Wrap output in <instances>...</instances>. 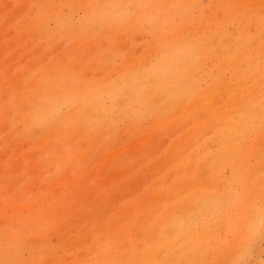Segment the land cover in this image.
Instances as JSON below:
<instances>
[{
	"label": "rangeland",
	"instance_id": "rangeland-1",
	"mask_svg": "<svg viewBox=\"0 0 264 264\" xmlns=\"http://www.w3.org/2000/svg\"><path fill=\"white\" fill-rule=\"evenodd\" d=\"M86 1H88V0H86ZM86 1L85 0H74V2H73V0H0V207H2V208H0V211H1L0 212V251L2 250V252H0V261H1L0 264H27V263L28 264H70V263L71 264L72 263L73 264H90V263L96 264V262H97V264H113V263L117 264V262H119L118 264H122L123 261H128V262H126L128 264L129 263L130 264L131 263L140 264L141 259H142L141 264H146V263L149 264L150 261H151L150 264H153V262H155V261H157V263H154V264H158L159 261L162 262L160 264H165V263L166 264H176V263L177 264H192L193 261H194L193 264H264V216H263L264 205L262 206V202L264 204V200H263L264 197H262V196H264V168H263L264 167V160H262V159H264V149H263L264 147H262V146H264L263 145L264 144V134H263L264 133L263 132V130H264V117H263L264 111L262 112L263 109L257 110L260 112H257L254 109V112H256V113L254 115V118H252V120L249 122L250 124H253V125H252L249 132H244L245 134L243 133V135H242L243 138L240 137V134H239L238 137L236 136L233 138L234 141L233 142L231 141L232 143L228 142V144H229L228 147H231L232 144H233V146L236 144V145H239L241 147L243 145L244 149L241 148V150H242L241 160L247 158V161H246V164H247L246 168L248 171L247 175L242 173L245 170V167H243V166H245L244 165L245 163L243 165L240 164L238 159L235 157L231 159V158H228L229 156H227L225 158L226 161L224 159V162L226 164L224 162H222L225 167L222 164V167H224V168H221V167L218 168V169H220V174H219L220 176L216 175L215 183H214L213 187H215V191L217 190L216 192H218L219 195L224 196V202L225 201L229 202V203L228 202H225V203L222 202V203H224V206H220L219 209L217 208V211H218L221 209V207H223L221 210L224 212V214L222 213L221 210H220V212L218 211V213H216V210L209 209L208 211H205L203 213L204 216L201 215L202 217L201 216L198 217L193 222H192V220L189 221L190 224L188 222L187 227H185L184 229H182V230L180 229L179 231L177 230V231L173 232L174 237L171 235L172 239H168V234H166L165 232L163 233L165 236H163V234H162V232L164 231V227H163L162 223H164L165 218L168 217L167 214H169V213L175 214L181 207H184L187 204L188 198H186V197H188L189 195L192 196V190H193L192 188H191L192 190L186 189V191H182L181 187H183V186H181V184L184 185L185 183H182V182H186V181H184L182 179L179 182V180L174 178V176H176L178 174L177 172L179 170H180L179 171L180 174H183V173H181V170L187 165H188L187 166L188 169H192L193 164H195V163H198V162L201 163L200 166L202 164H204L203 158L205 157V155L203 156L202 153L207 154L210 151V153L213 152L212 154L215 153L216 155H219L221 153V150H220V149H222L221 147L225 146V143H226V145H228L227 144L228 139H226V138H229V136H228V133L224 130H226L227 122H234L237 120V116L239 114L238 113L239 108L237 109V106L242 101L241 100L242 98L240 96H236V93H235V96L238 99L237 98L235 100L232 99V95H231L232 92L231 91L233 89V91L235 92V90H234L235 88L231 87L232 86L231 84L233 83V85H234L235 79L237 81L240 79L239 77L244 73L243 70H246L245 73L247 72L246 75L249 76L248 77L249 79H247V81L245 80L246 82L240 81L242 83V84L240 83V86L245 84V86L244 85L241 86L243 88V91H246L245 96H248L249 94L252 93L251 95L248 96L247 100L251 101L253 105L255 103L256 106L260 104L261 105L260 107H262V105H264V103H261L264 99V94H263L264 89L262 88V87H264V81H262V80H264L263 79L264 78L263 77L264 71L262 70V69H264V67H263L264 64L262 65V63H264V35H263L264 33L262 34V32H264V2H263L264 0H260V1H258V0H247V1H245V0H232V1L231 0H227V1L226 0L225 1L224 0H200L199 1L198 0V3L195 2V4H194L193 0L192 1L191 0H185V1L180 0L179 3H178V0H175V1L173 0V2H172V0L171 1L170 0H161V1L160 0H117L116 2H115V0H112V1H110L109 4H111V5L113 4V7H110L111 5L110 6L107 5L109 0H91L90 2L93 4L92 5L93 8L91 10L87 9L88 7L86 6V3H85ZM190 1L192 2V4L189 3ZM240 1H241V4H240ZM242 1L246 2L245 5ZM156 2H158L159 4L157 3V5H156ZM174 2L177 3L179 8L177 7L176 3H174ZM261 2H262V5L258 6V4H260ZM154 3H155V5H154ZM173 4L176 5L177 8L175 6H174V8H172ZM196 4H198V5H196ZM226 4H227V6H226ZM118 5L119 6L122 5V6L119 7ZM131 5H133V6H131ZM239 5L240 6L242 5L241 6V8L243 7L242 10L240 9V7H238ZM248 5H250V6L248 7ZM44 6H45V8H43ZM99 6L100 7L102 6L104 9L103 8H97ZM105 6H106V8H105ZM107 6H109V9ZM159 6L161 7V9H158V11H155V9L159 8ZM162 6L165 8H163ZM169 6L171 9L169 8ZM182 6H184V8H181ZM193 7H194V9H193ZM203 7H204V9H202ZM252 7H254L255 10H254V8L252 9ZM143 8H145V9H143ZM150 8H151V10H150ZM153 8H155V9H153ZM58 9H60V10H58ZM68 9L71 11H68ZM101 9H103V10H101ZM183 9H187L188 15H187V11H184ZM201 9H202V11H201ZM208 9H210V10H208ZM244 9H245V11H244ZM248 9H249V11H248ZM28 10L30 11V13ZM94 10H97V11H94ZM153 10L156 13L152 12ZM172 10L174 11L173 13H172ZM231 10H233V12L236 11L237 17L235 15V13L233 15V12H231ZM260 10L263 12V15H262V12ZM98 11H100V12H98ZM179 11L181 12V14ZM192 11H194L193 12L194 14L192 13ZM241 11H244L245 13L249 12L251 17L249 16L248 13L245 14V13H242ZM253 11L255 13H253ZM55 12L56 13L58 12L57 14L59 16L57 14H55ZM68 12H69V14H71V13L72 14L68 15ZM93 12L94 13L96 12V14H97V15L95 14L96 18H95V15H93ZM166 12H168L169 14ZM63 13H64V16H65V14H67L69 16L68 17L66 15L67 16L66 21L63 20L64 18L66 19V16L64 17ZM176 13H178V14H176ZM218 13H219V16L221 15L220 16L221 18H218L219 16L217 17ZM258 13L259 14L261 13V14L258 16L257 15ZM149 14H152V15L149 16ZM89 15H90V17H88ZM91 15H92V17H91ZM177 15H178V17H177ZM223 15H224V17H223ZM139 16H140V18H143V19L145 18L144 20H146L147 22H144V20L140 19ZM192 16L193 17L195 16L194 17L195 20L192 18ZM59 17L61 20L58 19ZM154 17H155V19H154ZM184 17H185V19H184ZM232 17H236V18L239 17L237 19L238 21L236 20V18L234 19ZM240 17H241V19H240ZM53 18L57 21L55 22V20ZM91 18H95V19H91ZM242 18H243V20H242ZM51 19H53V21H54L53 23H52ZM104 19H106V20L104 21ZM233 19L236 22H234ZM41 20H42V22H41ZM50 20H51V22H50ZM100 20L101 21L103 20L102 21L103 23H101ZM135 20L137 21V24L135 23L136 22ZM167 20H171V21L168 22ZM199 20H201L200 24H202L203 26L206 24L204 26L206 28V31H205V28H202L201 25H197L198 27L201 26L199 28L195 25V24L199 23ZM214 20H216V24H215ZM239 20H242V21H239ZM84 21H86V22H84ZM98 22L101 24H99ZM186 22L188 24L190 22L192 25L194 23L195 31L192 32V30H194V29H192L194 27V26L192 27V25L190 27L191 30H189V25ZM209 22L212 24L211 27H209L211 25ZM132 23H133V26L135 28L132 26ZM165 23H168V25L166 24L167 28H166ZM174 23H176V24L173 25ZM226 23L230 26L226 25ZM208 24H210V25L208 26ZM223 24L225 25L226 28H224ZM33 25H35V26H33ZM109 25L110 26L112 25V27L109 28ZM135 25H137V26H135ZM215 25H216V27H215ZM222 25H223V27H222L223 29L220 30ZM213 26L216 29L215 28L213 29L212 28ZM32 27H33V30L31 31ZM174 27H176L177 30ZM178 27H180V28H178ZM207 27L209 28L210 32L207 31ZM230 27H233V29H231ZM72 28H73V30H72ZM117 28H118V32L122 36L119 35L118 32H112L114 30L116 31ZM17 29H19V30L17 31ZM34 29H35V31H34ZM89 29L92 32H90ZM92 29H94V30H92ZM109 29H111V30H109ZM136 30H138V31H136ZM175 30H176V32L178 31L177 34H180V37L183 39H180L179 35H175V33H176ZM231 30H232V33H231ZM107 31H108V33H107ZM134 31H136L137 33L139 32V33L138 34L135 33L132 35V32L134 33ZM160 31H162V32L164 31V32L159 33ZM184 31L186 33H184ZM212 31H213V33H212ZM237 31H238V33H237ZM86 32H88V33H86ZM109 32H112V33L110 34ZM129 32H130V34H129ZM172 32H174V37H173ZM105 33H106V36H105ZM183 33L186 35V37ZM54 34H56V35H54ZM127 34H129V35H127ZM160 34L163 36V38ZM164 34H165V36H164ZM13 35H15V36H13ZM102 35H104L105 37ZM110 35H112V36L110 37ZM170 36L172 39L168 38ZM14 37L16 39H14ZM100 37H101V39H100ZM254 38H255V40H253ZM185 39H187V41ZM213 39H215V40H213ZM170 41H173V43H171ZM198 41H200V42H198ZM221 41H222V43H221ZM191 43H193V44H191ZM199 43H200V45L201 44L202 45L200 46ZM250 43H253V44H250ZM103 44H104V46H103ZM173 44L175 47H171V45L173 46ZM218 44L220 46H223V48H220V46ZM164 45H166V46H164ZM256 45L259 48L256 47V49H255ZM112 46H113V48H112ZM161 46H164V47L161 48ZM157 47H160L159 50L160 49L161 50L156 51L158 49ZM166 47H168L167 50H166ZM163 48H165V49L162 50ZM211 49H213V50H211ZM249 49H251V50H249ZM253 49H255V50H253ZM150 50H154V51H150ZM190 50H191V52H190ZM261 50H262V53H261ZM254 51H256L255 56H257V57H254V55H253ZM217 53H218V55H217ZM240 53L241 54L244 53V56L241 55ZM247 53H249V54H247ZM250 53L253 55L252 58L256 59L255 63L259 67L258 72L251 71L252 66L255 63L254 64L253 63L247 64V66H246V61L244 60V57L245 58L248 57L249 55H251ZM215 56L217 57L216 58L217 62L212 61V60H215ZM234 56H236L237 58L236 57L234 58ZM242 57H243L244 63H242V61H243V60H241ZM258 57H260V58H258ZM199 58L200 59L203 58V59H201L202 61ZM225 58L228 59L227 61H229L231 58H234L233 60H230V62H229L230 66H229V64L225 65V63H226ZM139 59H140V61H139ZM219 59H221V61ZM134 60H136L137 63ZM132 61H133V63H131ZM208 61L210 64L208 63ZM231 61H233V62L231 63ZM169 62H171V63H169ZM199 62H200V64H198ZM176 63H178V64H176ZM215 63L218 66H216ZM165 64H166V66H165ZM211 64L214 66H212ZM128 65H129V67H127ZM132 65H135V66H132ZM197 65H199V66H197ZM231 65H232V67H231ZM208 66H211V68ZM243 66H244V68H243ZM133 67H134V69H133ZM135 67L136 68L140 67L139 70L141 72L138 70L136 71ZM214 67L215 68L218 67V68H216L217 70ZM220 67L223 69L222 71L220 70L221 69ZM109 68H110V71H109ZM195 68H196V70H195ZM165 69H167V70H165ZM214 69L216 72H214ZM49 70H50V72H49ZM177 70H179V71H177ZM192 70H193V72H192ZM198 70H200V71L203 70L204 72L203 71L200 72ZM234 70H235V73L233 74ZM237 70H240V71L237 72ZM220 71H221V73H220ZM45 72H47V74ZM165 72H166V74H165ZM261 72H262L261 75H263V76L260 75L259 79L260 80L262 79L260 82V80L258 81L257 78ZM42 73H45V76ZM140 73H143V74H140ZM178 73L180 75H178ZM200 73H202V74H200ZM204 73H206V74H204ZM222 73H224V74H223V76L221 75V77H220V74H222ZM229 73H230V77L228 75ZM236 73L237 74L240 73L239 76L238 75L235 76ZM111 74H113V75H111ZM195 74H197V75H195ZM248 74H250L251 76ZM254 74H255V76H254ZM42 75L44 78L42 77V79H41ZM124 75L125 76L127 75V76L125 77ZM185 75H186V77H185ZM206 75H207V77L208 76L209 77L206 78ZM122 76L124 77V80H123ZM193 76H194V78H193ZM204 76L206 79L203 78ZM105 77L107 79H105ZM125 78H126V80H125ZM195 79H196V81L194 82ZM256 79L258 82L256 81ZM200 80H202V81H200ZM203 80H205L206 83L205 82L202 83ZM209 80H211V81H209ZM223 80L229 81L228 83L232 82L230 84L231 86L226 87V85L228 83H226V81H223ZM40 81H41V83H40ZM251 81H252V86L250 85ZM207 82H208V84H207ZM223 82H225V83L223 84ZM37 83L40 84V86L36 90V88L34 89L33 86H34V84L36 85ZM140 83H142V84H140ZM211 83H212V85H211ZM256 83H257V85L255 86ZM111 84H113V87L111 86ZM189 84L191 87L189 86ZM217 84H219V85H217ZM246 84H247V86H246ZM31 85H33V86L30 87ZM114 85L116 87H114ZM196 85H197V87H195ZM202 85H204V86L202 87ZM206 85H208V86H206ZM248 85H249V87H248ZM137 86H138V89H136ZM211 86L213 89L209 88ZM216 86H218V87H216ZM253 86L255 88V93H254V88H251ZM44 87H46V90L43 89ZM56 87H60L59 88V90H61L60 93ZM244 87L246 88V90ZM258 87H259L260 91L257 90ZM193 88H196V89H193ZM220 88L222 89V91L219 90ZM38 89H40L39 90L40 93H39ZM62 89H64V90H62ZM114 89H115V91H114ZM205 89H207V90L211 89V90L206 92ZM214 89H216V90H214ZM6 90H7V92H6ZM52 90H53V92H52L53 94L51 93ZM54 90H55V93H54ZM126 90H128V91L130 90V92H128V91L126 92ZM27 91H28V94H27ZM214 91H216V93H218V95H219L218 98H220L221 100L218 98L214 99V97L217 96L216 93H214ZM249 92H251V93H249ZM32 93L34 95H32ZM124 93H127V98H126ZM181 93L184 95H182ZM226 93H229L228 97L227 96L224 97V95ZM30 94L33 96L32 98H31ZM160 94H161V96H160ZM243 94H244V92H243ZM256 94H258L259 97H257ZM91 95H94V96H91ZM163 95H164V97H163ZM252 95H254V96H252ZM50 96H51V98H50ZM198 96H202L203 99L198 97ZM206 96H208L209 98H212L214 100L217 99V101H219V102H217V103L215 102V104H213L212 108H209L205 112L204 115H201L200 110H199L200 109L199 105L202 101L200 99H202L203 101H206V100H204V98ZM27 97H29V100L30 99L31 100L28 101ZM158 97H159L160 101H159ZM230 97H231V99H230ZM257 98H258V100H257ZM260 98H261V101L259 100ZM70 99H72L73 101H70ZM84 99H86V100H84ZM183 99H184V101H183ZM83 100L85 101V103ZM193 100H195V101H193ZM198 100H200V102ZM255 100H257V102H255ZM197 102L199 104H197ZM225 102H226V105L224 106ZM24 103H26L25 106H24ZM158 103H160L161 105H159ZM236 103H238L237 106H236ZM180 104H182V105H180ZM229 104H231V105H229ZM78 105L82 106V107L80 106V108H82V109H80V108L78 109V110H80L79 112H81V114L75 112V110H76L75 108H78ZM3 106H4V108H3ZM18 106L21 108L17 109ZM217 106L221 107V108H217ZM232 106H236V107L233 108ZM92 107H94V108L92 109ZM161 107H163V108H161ZM119 108H121V109H119ZM152 108H153V110H155L154 112H153ZM181 108H182V110L186 109V111H188L186 113V116L185 115L182 116L179 113V112L182 113V110L181 111L179 110ZM187 108H188V110H187ZM192 108H195V113L190 115L189 111ZM224 108H227V109H224ZM230 108L234 109V111L237 114H235L234 111L231 112ZM213 109H216V110H213ZM78 110H76V111H78ZM89 111L93 112L92 114H94V115H92L91 113H87ZM158 111H159V113H158ZM160 112H162V113L160 114ZM165 112L169 113V114H167L168 116L165 114ZM218 112H220V113H218ZM221 112H223V113H221ZM230 112H231V115L229 117ZM69 113H73V114H69ZM85 113H86V115H85ZM97 113H98V115L101 114V116H97ZM259 113H262V114H259ZM120 114H121V116H120ZM209 114H210V116H209ZM19 115L21 117H24V118L19 117ZM67 115L71 116V118ZM80 115H83V117ZM87 115H89V118ZM118 115H119V118H118ZM155 115L158 116V117L156 116L157 118L160 117L159 121H158L159 122L158 125L155 122L157 120H154ZM164 115L166 116V118ZM177 115L181 119L180 118L175 119L174 116L177 117ZM200 115H201V117H200ZM220 115H221V117H220ZM233 115H234V117H233ZM28 116H30V117H28ZM96 116H97V118H96ZM208 116L209 117L212 116L211 118H214V119H211ZM231 116H232V118H231ZM259 116H261V117L259 118ZM77 117H78V119H77ZM80 117H82V118L80 119ZM132 117H134L135 119ZM187 117H190V121H193L192 124H189L190 121H188L189 118L187 119ZM26 118H27V120H25ZM113 118L115 119V121L113 120ZM197 118H199V119L201 118L202 120L200 119V121H199V119H197ZM206 119L208 121L207 123H209V124H206V125L202 124V122L205 121ZM208 119L211 121L209 122ZM23 120H24V122L27 121V123L25 122V124H24ZM165 120L169 121V123L167 124V122H165ZM171 120H172V123H171ZM177 120L178 121L180 120L179 121L180 123ZM219 120L221 123L219 122ZM255 120H256V122H255ZM106 121H107V123H106ZM111 122L113 125V129H112V126L110 124ZM108 123H109V126H106V125H108ZM170 123H171V125H170ZM194 123H195V126H194ZM198 123H200V124H198ZM261 123H263V125L260 126ZM163 124H164V126H163ZM55 125H57V127H55ZM103 125L106 127L105 130H107V131H104ZM200 125H201V127H199ZM214 125H216V126H214ZM224 125H225V129H223ZM254 125H256V128ZM211 126H213V127H211ZM219 128L220 129L222 128L221 129L222 131L219 130ZM260 129H261L262 133L260 132ZM182 130L184 133L182 132ZM188 130H191V131H188ZM204 130H207L208 133L204 132L205 134H203ZM192 131H194L193 134H191ZM215 131H216V133H215ZM218 132H220V134H219L220 137L218 140L219 144L216 141L218 139V135H217ZM182 133L185 135H183ZM188 133H189V135H188ZM199 133H201V134H199ZM210 133H212L211 136H210ZM194 134H195V136H194L195 138L193 137V140L192 139L189 140L190 137ZM196 134H198V135H196ZM257 134H259L260 136ZM61 135H62V137L60 138ZM180 135H181V137H180ZM253 135H255V136H253ZM187 136H189V139L184 138ZM224 136L226 138H224ZM254 137H257V138L254 139ZM181 138L183 139V142L182 141L180 142ZM62 139H63V141H61ZM174 139H175V141H174ZM222 139H223V141L221 142ZM171 140H173V141L171 142ZM235 140H236V143H235ZM240 140H242V141H240ZM243 140H245L246 142H243ZM173 142H176L177 144H175ZM190 142H191V144H190ZM143 143H145V144H143ZM251 143H253V144L251 145ZM178 144H180V145H178ZM192 144L195 145L196 147L193 146ZM201 145L203 147H206V148H203ZM179 146H181V147H179ZM189 146H190V149H188ZM218 146L220 149L218 148ZM145 147H146V149H145ZM173 147H174V149H173ZM177 147L180 148V149L178 148V150L179 151L181 150L180 151L181 153L179 152L178 156H175L176 159H174V157H173L174 154H172V153H174V151H175V149H177ZM191 147H194V148L191 149ZM253 147H254V151L252 150ZM171 148H172V150H171ZM201 148H203L202 153L200 150ZM140 149L143 151H141ZM261 149H262V151H260ZM218 150L220 152H218ZM185 151H187V152H185ZM195 151H197L198 153H196ZM56 152H58V153H56ZM193 152H194V154H191V155H192V157H194V155H195V157L192 160V158L191 159L189 158L191 155L188 153H193ZM243 153H244V157H242ZM196 154H198V155H196ZM168 155H170V156H168ZM184 156H185V158H184ZM201 157H203V158L201 159ZM170 158H173L174 160L170 159ZM259 158H260V160H258ZM183 159H185V160H183ZM236 159H237V161H236ZM28 160H31V161H28ZM187 160H189V161H187ZM256 160H258V161H256ZM131 161L134 165L132 163H130ZM170 161H172V162H170ZM177 161L178 162L180 161V162L178 163ZM191 161H193L192 167H191ZM194 161H196V162L194 163ZM254 161H255V163H254ZM167 162H168V164H167ZM248 162H250V163H248ZM189 163H190V166H189ZM235 163H236V165H235ZM130 164H132V166H130ZM233 164H234V167L232 169ZM164 165H165V167H164ZM179 165H180V167H179ZM170 166L172 167V169H170L171 168ZM177 166H178V168H177ZM237 166H240V168ZM217 167L218 166L216 165L215 168H217ZM129 168H131V169H129ZM168 168H169L170 172L173 169H175V170H173V172L170 173ZM201 168H203V167L201 166ZM204 168H203V170H204ZM230 169H231V171H230ZM236 169H239V170L236 171ZM98 170H99V172H98ZM205 171L207 172L206 174L209 173L208 168H206ZM254 171H257V172H254ZM164 172H166V173H164ZM182 172H184V170H182ZM215 172H216V170L212 174L215 175L216 174ZM97 173H98L99 177H97ZM155 173H158V174H155ZM167 173H169V174H167ZM252 173H253V176H252ZM85 174L89 175V176L87 177ZM173 174H174V176H173ZM212 174H208V175H212ZM227 174H229V175H227ZM261 174H263V175H261ZM84 175L87 177V178H85V179H87V181L84 180V178L82 177ZM167 175L169 176V178ZM246 176L248 179L247 182H245L247 180V179H245ZM162 177H164V178H162ZM222 177H224V179H222ZM227 177H228V179H226ZM236 177L239 179V181L236 180ZM166 178H167V180H166ZM170 178H172V179H170ZM80 179L82 181L84 180L83 181L84 183H82V181ZM158 179H161V180L165 179L164 181H167V183L171 180L168 184H170V183H172V184H170L171 186L167 188L168 184L163 183V181H161V180H159V181H161V182H159ZM175 179L177 181H175ZM229 179L231 180V182L229 181ZM78 180H80V181H78ZM234 181H236V182H234ZM244 182L246 183V185ZM42 183H44V184H42ZM62 183L64 184V186H65V184H66V186L67 185L69 186V187H65L66 188L65 190H67V191H65L64 189H61V188H63ZM94 183L98 186V187L95 186V189L93 186V185H95ZM173 183L175 185L177 184V186L174 185L175 188L173 186ZM226 183L227 184L229 183V184L227 185ZM258 183L259 184L261 183V184L259 185ZM38 184L40 185V187L38 186ZM82 184H83V186H82ZM84 184H85V187L87 189L84 187ZM99 184H100V186H99ZM162 184L164 185L165 188L163 187ZM255 184H257V185H255ZM101 185L103 186V188L104 187H106V188L103 189L101 187ZM217 185L223 186V187H221V189H220V187ZM242 185H244L245 187ZM249 185H250V187H248ZM253 185H254V187H253ZM36 186L39 188H37ZM58 186H60L61 188H58ZM91 186L93 187V189H91L92 188ZM178 186H179V188H178ZM236 186H238L240 189ZM70 187H72V189ZM79 187L80 188L82 187V188L80 189ZM67 188H69V189H67ZM180 188H181L182 192L179 191ZM227 188H228V190H227ZM253 188H254V190H253ZM78 189H80L83 192L85 191V192L84 193L82 192L83 193L82 194L81 191ZM107 189H109V190H107ZM115 189H117L118 191ZM161 189L164 190L165 192H163ZM207 189H208V187L206 188V190ZM247 189L248 190L250 189V190L248 191ZM71 190H73V191L78 190V191L73 192ZM31 191H33V192H31ZM89 191L93 192V193H89ZM108 191H110V192H108ZM111 191L112 192L114 191L113 193L115 195L112 194ZM115 191H116V193H115ZM161 191L163 192V195H166L165 197H166V199L168 198L167 200L165 198H163ZM172 191H174L173 193L176 196H173V194L170 193ZM187 191H190L191 193L187 192ZM227 191H228V193L224 194ZM229 191L233 192L235 194V196H232L233 193H231V196H230ZM17 192H18V194H17ZM107 192L109 194H106ZM186 192L188 194L189 193L190 194L189 195L187 194V196H186L185 195ZM239 192H240V194H238ZM15 193L18 196L21 194L20 200L17 199L19 197L16 198L14 196V195H16ZM25 193H27V194H25ZM44 193H47L48 195L46 194V197H45ZM77 193H78V195L81 194V196L82 195H84V196H82V198L80 196L81 199H79V197L77 196ZM85 193H87V195ZM110 193H111V198L107 199V197H110L109 196ZM246 193H247V196H246ZM250 193H252V194L250 195ZM89 194H91L90 196L93 198L94 201L92 199H90V197L88 196ZM92 194H93V196H92ZM96 194H97V196H100L103 194L101 197L102 200L99 199L100 200L99 201L97 198L98 202H100V203L103 202V204L102 203L99 204L97 202V200H95V198L97 197ZM179 194H180V196L184 194L183 198H185V199L183 200V198L181 196L182 200H180ZM85 195L88 196L89 199L86 198ZM171 195H172V197H171ZM255 195H256V197H255ZM12 196L14 197V198H12L13 200L10 198ZM236 196H238V197L235 198ZM239 196H242L241 200H240ZM170 197L173 200L170 199L171 200L170 201L169 200ZM250 197H251V199H250ZM254 197H255V199H254ZM66 198H67V200H66ZM9 199H11V201ZM15 199H17V200H15ZM106 199L108 200V202H106V204H105ZM159 199H160V201L162 199H164V201L162 200L160 202V201H158ZM234 199H235V201H233ZM248 199H250V200H248ZM252 199H254V200H252ZM83 200H86V203L88 205H85L84 204L85 201H83ZM145 200H146V202H145ZM176 200L178 201V203ZM238 200H239V202H238ZM244 200H245V202H243ZM60 201H61V203H60ZM74 201H76L78 205H76V202L74 203ZM95 201H96V203H95ZM139 201H141V202H139ZM166 201H167V203H166ZM181 201H182V203H181ZM232 201L235 203H233ZM236 201L238 204L236 203ZM259 201H260V203H259ZM38 202H40V203H38ZM151 202L153 204L155 202L156 203L153 205ZM6 203H9L10 205L6 204ZM36 203H37L39 208L37 207V205H35ZM142 203L146 208L145 207L142 208L143 207V205H141ZM169 203H171V204H169ZM179 203H181V204H179ZM245 203H246V206H245ZM63 204L65 206H63ZM92 204H95V205H92ZM151 204L153 206H151ZM176 204H178V205H176ZM24 205H27L29 209H27V206H24ZM55 205L56 206L58 205L57 207L59 209ZM100 205H102V207L103 206L105 207L107 205V208L101 209ZM164 205H165L164 208L160 207V206L163 207ZM3 206L7 207V208H4ZM93 206H95V207L93 208ZM230 206L232 209L230 208ZM240 206H241V209H240ZM42 207H43V209H42ZM64 207L65 208L67 207L66 208L67 210ZM71 207H72V209H71ZM88 207H90V209ZM176 207H177V209H176ZM61 208L65 209V210L63 211ZM171 208L173 210H170ZM224 208H225V210H223ZM55 209H56V211H55ZM70 209H71V212H70ZM94 209H96V210L99 209V211H100V217L98 216L99 212H98L97 216L101 219L98 221H96V219H99V218H97V216L95 217V213H97V211ZM105 209L107 210L106 213H105V211H106ZM242 209L244 211H242ZM259 209H260V211H259ZM13 210L15 212H13ZM82 210L85 212H83ZM87 210L90 211L91 214ZM91 210H93L94 213H93V211L91 212ZM169 210H170V212H168ZM254 210H256L259 213L255 212ZM50 211L51 212L55 211V212L51 213ZM74 211L75 212L77 211L76 214ZM78 211H80V212L82 211L81 214ZM150 211H153L154 214L152 212H151L152 213L151 214ZM236 211H237V213H235ZM2 212L4 213L5 216L3 215ZM86 212H88V213H86ZM102 212H103L104 216L101 214ZM159 212H162V213L159 214ZM208 212H210V213H208ZM231 212H234L233 216H231ZM260 212L261 213L263 212L262 215ZM241 213H243V214L241 215ZM252 213H253V215H252ZM10 214H11V216H10ZM15 214H16V216H15ZM51 214H53L54 216ZM208 214L210 215V217ZM219 214H220V216H219ZM236 214H239V216L241 215V217H239ZM250 214H251V217H250ZM8 215L12 218H10ZM85 215L86 216L88 215L87 217H89L90 219L86 218ZM143 215H144V218H143ZM245 215L247 218L246 217L244 218ZM51 216H53V217H51ZM248 216L250 217V219ZM3 217H5L6 220L3 219ZM140 217L143 219L142 221H141ZM219 217L221 218L220 221H219V219H220ZM233 217L236 219L239 218L240 220L239 219H237V220L233 219ZM45 218H46V220H48L47 222H46ZM75 218H77V219H75ZM85 218H86V220H85ZM149 218H151V220ZM213 218H214V220H213ZM215 218H219V219H216L217 220L216 221ZM253 218H255L254 219L255 222L253 221ZM10 219H12L13 221H11ZM68 219H69V221L70 220L71 221L69 222ZM147 219H149V220H147ZM158 219H161V221L159 220L160 222H162V220L164 219L163 222L161 223V225H160V222L158 221ZM198 219L200 221H198ZM223 219H224V221H223ZM75 220L76 221L78 220V222H76ZM83 220H85V221H83ZM210 220H211V223H213V224L209 223ZM246 220H247V223H245ZM6 221H11V222L6 223ZM73 221H75V222H73ZM100 221L102 222V226L99 225V224H101ZM238 221H240V222H238ZM111 222H115V223H111ZM142 222H143V224L140 227V224ZM200 222H201V224H200ZM259 222L262 226H260ZM59 223H63V224H59ZM97 223H99V224H97ZM103 223H105L104 226H103ZM208 223L210 226L208 225ZM221 223H222V225L224 224L225 226L224 225L222 226ZM231 223L234 224L233 228L231 227L232 225H229ZM54 224H56L55 227H54ZM193 224H194V226L192 228ZM197 224H198V227L195 226ZM243 224H245L244 227L247 226V228L244 229ZM248 224H249V228H248ZM65 225H68L69 227L68 226L66 227ZM87 225H89V226H87ZM147 225H149V227H147ZM203 225L206 227L203 228ZM214 225H215V227H214ZM227 225H228V227L230 226L229 229H228ZM250 225H252V227H254V226H257V227H255L253 229V228H251ZM76 226L79 228H77ZM110 226L113 228V230ZM115 226H116V228H115ZM154 226H156V227H154ZM217 226L220 227V230H218ZM235 226H236V229H235ZM31 227H32V230L30 229ZM75 227H76V229H75ZM95 227H96V229L99 227V229L96 230ZM101 227H103V230L106 232L105 234H104V231L101 230L102 229ZM104 227H106L105 229L107 231L104 229ZM237 227L239 228V230H237ZM60 228H61V230H60ZM83 228L85 229L86 234H85V232L84 233L81 232V231H84V230H82ZM151 228L153 231L156 230L157 231V232L155 231L156 233H158V232L160 233V230H161L162 232L160 234L158 233L160 236L155 234V232L151 231L150 230ZM188 228H189V230L191 229L190 230L191 232L188 230ZM205 228H207V230ZM222 228H224V229H222ZM79 230H81V231H79ZM86 230L91 232V234H89V232H87ZM148 230H149V232H148ZM61 231H63V232H61ZM144 231H146L147 234L146 233L144 234ZM181 231H183V233ZM229 231H230V233H229ZM112 232H114V233H112ZM205 232L207 233L206 235H205ZM224 232H226V233L223 234ZM234 232L236 234H238L239 237L241 235L240 239H239V237L237 239H235L237 237V235ZM82 233L84 234V236ZM102 233H103V236H102ZM184 233L186 234L187 237L183 236ZM53 234H55V236ZM87 234H89V235H87ZM68 235H70L71 237L70 236L68 237ZM85 235H86V237H85ZM153 235H156V237L155 236L153 237ZM191 235L194 237H192ZM234 235H235V237H234ZM150 236H152L153 238L152 237H151L152 239L149 238ZM176 236H178V237L176 238ZM211 236H213V237H211ZM44 237H48V238L45 239ZM49 237H50V240H49ZM84 237H85V239H84ZM181 237H182V239H180V241H178L176 244L173 245L174 247L177 246L176 247L177 249L175 248V250H174L173 246L170 248L167 247L168 249L165 247L166 243H164V242L171 241L169 243L171 245V244H173L174 240L181 238ZM30 238H34V240H32ZM166 238H167V240H166ZM174 238H176V239H174ZM206 238H207V240H206ZM209 238L212 242L209 240ZM211 238L218 239V240L215 241L214 239H211ZM245 238H246V240H245ZM66 239L69 241V242L67 241L68 244H67V242L65 243ZM77 239H79V240H77ZM159 239L161 241H159ZM232 239L234 241H232ZM258 239H260V240H258ZM43 240L46 243L49 240L50 241V242H48L49 245H47L48 243L46 244ZM141 240H142V242H141ZM185 240H186V242H185ZM228 240H230V241H228ZM241 240H242V242H241ZM8 241H9V244H8ZM81 241H82V244H81ZM86 241H87V243H86ZM145 241L148 244L145 243ZM183 241H184V243H183ZM188 241H190V242H188ZM213 241L215 242L214 244H213ZM10 242L13 243L14 246H12V244L10 246ZM26 242L28 243V245ZM159 242L162 243V245L161 244L159 245L158 244ZM187 242H188V245H190V246H188L186 244ZM197 242H199V243H197ZM200 242L201 243L203 242V244L198 245V244H200ZM205 242H210V243L206 245ZM253 242H255L256 244L255 243L253 244ZM14 243H16V246ZM150 243H151V245H150ZM155 243H157L159 246H162L163 248H161V247L159 248L158 245ZM174 243H175V241H174ZM182 243H183V245H182L183 248L181 247ZM224 243H227V248H228L227 250L228 251H222L220 246L223 245ZM230 243L231 244L234 243V244H232L234 247L232 245L229 246ZM236 244H237V246H235ZM243 244H245V245H243ZM257 244H259L258 245L259 247L257 246ZM34 245H35V248H34ZM148 245L150 246V249H149ZM193 245H195V246H193ZM17 246L20 248H18ZM151 246H152V248H151ZM191 246L193 249L189 248ZM228 246L230 248L232 247L231 248L232 250ZM252 246H254V247H252ZM43 247H44V250H43ZM64 247H65V250H64ZM143 247L145 249H141ZM153 247H154V249H153ZM157 247L159 249H157ZM206 247H207V249H203ZM172 248H173V250H172ZM217 248H218V250H217ZM10 249H12L13 252ZM41 249H42V251H41ZM131 249L132 250L134 249V250L132 251ZM188 249H189L190 253L187 251ZM4 250H7V251H4ZM137 250H138V253H137ZM150 250H152V251L157 250V252L155 254V252L153 253ZM166 250H169V251H166ZM219 250H221V251H219ZM21 251H23V252H21ZM24 251H26V252H24ZM49 251H51V252H49ZM128 251H130V254ZM145 251H148V252H145ZM149 251L152 254H149ZM200 251H201V253L198 256ZM205 251H207L208 253ZM216 251L220 252V253H217ZM254 251H256V252L253 253ZM18 252H19V254H18ZM125 252H126V255H125ZM164 252H165V254H164ZM178 252H180V253H178ZM209 252H210V254H209ZM2 253H3V256H2ZM120 253H122V254H120ZM131 253H133V254H131ZM176 253L178 254L177 255L178 258H176V260H175L174 256L176 255ZM202 253L204 255H201ZM226 253H228V254H226ZM130 255H132V256H130ZM149 255H150V257H149ZM206 255L208 256V258ZM223 255H224V258H223ZM128 256H130V257H128ZM25 257H28V258H25ZM55 257H56V259H55ZM101 257H102V259H101ZM124 257H126L128 259H126V258L124 259ZM137 257H138V259H137ZM153 257H157V260H156V258L154 259ZM159 257H161V258H159ZM194 257L198 261L195 260ZM205 257H206V259H204ZM95 258L98 261H96ZM150 258H152L154 260H152V259L150 260ZM190 259H191V261H190ZM6 260H8V261L6 262ZM23 260H26V261L24 262ZM27 260H28V262H27ZM146 260H148V261H146ZM163 260H165L166 262ZM134 261H136L137 263ZM188 262H191V263H188ZM126 263H124V264H126Z\"/></svg>",
	"mask_w": 264,
	"mask_h": 264
},
{
	"label": "bare ground",
	"instance_id": "bare-ground-1",
	"mask_svg": "<svg viewBox=\"0 0 264 264\" xmlns=\"http://www.w3.org/2000/svg\"><path fill=\"white\" fill-rule=\"evenodd\" d=\"M85 1H86V0H85ZM90 1H91V0H88V1L85 2V3H86V6L88 7L87 9H89V10H91V9L93 8V7H92L93 4H92ZM110 1H112V0H109V2L107 3V5H109V6L111 5V4H109ZM116 1H117V0H115V2H116ZM160 1H161V0H160ZM160 1H159V2H160ZM170 1H171V0H170ZM174 1H175V0H174ZM179 1H180V0H178V3H179ZM184 1H185V0H184ZM191 1H192V0H191ZM191 1H190L189 3L192 4ZM193 1H194V4H195V2L198 3V0H197V1H196V0H193ZM199 1H200V0H199ZM224 1H225V0H224ZM226 1H227V0H226ZM231 1H232V0H231ZM245 1H247V0H245ZM258 1H260V0H258ZM258 1H257V2H258ZM46 2H47V1H46ZM71 2H72V1H71ZM73 2H74V0H73ZM75 2H76V1H75ZM106 2H107V1H106ZM115 2H114V3H115ZM149 2H150V1H149ZM162 2H163V1H162ZM172 2H173V0H172ZM218 2H219V1H218ZM242 2H243V1H242ZM252 2H253V1H252ZM252 2H251V3H252ZM263 2H264V1H263ZM112 3H113V2H112ZM157 3H158V2H156V5H157ZM160 3H161V2H160ZM174 3H176V2H174ZM203 3H204V2H203ZM212 3H213V2H212ZM227 3H228V2H227ZM236 3H237V2H236ZM243 3H244V5H245L246 2H243ZM51 4H52V3H51ZM119 4H120V3H119ZM158 4H159V3H158ZM168 4H169V3H168ZM214 4H215V3H214ZM228 4H229V3H228ZM230 4H231V3H230ZM240 4H241V1H240ZM56 5H57V4H56ZM56 5H55V6H56ZM68 5H69V4H68ZM68 5H67V6H68ZM73 5H74V4H73ZM73 5H72V6H73ZM103 5H104V4H103ZM154 5H155V3H154ZM176 5H177V3H176ZM176 5L173 4L172 8H174V6L176 7ZM188 5H189V4H188ZM196 5H198V4H196ZM196 5H195V6H196ZM252 5H253V4H252ZM261 5H262V2H261L260 4H258V6H261ZM53 6H54V5H53ZM53 6H52V7H53ZM109 6H107L108 9H109ZM118 6H119V5H118ZM121 6H122V5H121ZM121 6H119V7H121ZM131 6H133V5H131ZM131 6H130V7H131ZM226 6H227V4H226ZM233 6H234V5H233ZM241 6H242V5H241ZM241 6L239 5L238 7H240V9L242 10L243 7L241 8ZM249 6H250V5H248V7H249ZM58 7H59V6H58ZM73 7H74V6H73ZM84 7H85V6H84ZM110 7H113V4H112ZM128 7H129V6H128ZM152 7H153V6H152ZM155 7H156V6H155ZM162 7H163V6H162ZM177 7H178V5H177ZM177 7H176V8H177ZM186 7H187V6H186ZM236 7H237V6H236ZM43 8H45V6H44ZM60 8H61V7H60ZM69 8H70V7H69ZM74 8H75V7H74ZM97 8H103V7H102V6H101V7L99 6V7H97ZM105 8H106V6H105ZM163 8H165V7H163ZM167 8H168V7H167ZM169 8H170V6H169ZM176 8H175V9H176ZM178 8H179V7H178ZM181 8H184V6H182ZM181 8H180V9H181ZM207 8H208V7H207ZM253 8H254V7H252V9H253ZM70 9H71V8H70ZM85 9H86V8H85ZM87 9H86V10H87ZM95 9H96V8H95ZM103 9H104V8H103ZM103 9H101V10H103ZM129 9H130V8H129ZM133 9H134V8H133ZM143 9H145V8H143ZM153 9H155V8H153ZM156 9H157V10H156ZM156 9H155V11H158V9H161V7L159 6V8H156ZM170 9H171V8H170ZM193 9H194V7H193ZM202 9H204V7H203ZM202 9H201V11H202ZM205 9H206V8H205ZM58 10H60V9H58ZM72 10H73V9H72ZM97 10H98V9H97ZM97 10H94V11H97ZM99 10H100V9H99ZM140 10H141V9H140ZM150 10H151V8H150ZM162 10H163V9H162ZM165 10H166V9H165ZM165 10H164V11H165ZM183 10H184V11H187V9H183ZM189 10H190V9H189ZM208 10H210V9H208ZM254 10H255V8H254ZM28 11H29V10H28ZM68 11H71V10L68 9ZM87 11H88V10H87ZM113 11H114V10H113ZM155 11L153 10L152 12H155ZM159 11H160V10H159ZM166 11H167V10H166ZM170 11H171V10H170ZM175 11H176V10H175ZM204 11H205V10H204ZM244 11H245V9H244ZM244 11H241V12H242V13H245ZM246 11H247V10H246ZM248 11H249V9H248ZM260 11H261V10H260ZM44 12H45V11H44ZM98 12H100V11H98ZM98 12H97V13H98ZM130 12H131V11H130ZM136 12H137V11H136ZM152 12H151V13H152ZM173 12H174V11L172 10V13H173ZM179 12H180V11H179ZM193 12H194V11H192V13H193ZM218 12H219V11H218ZM231 12H233V10H231ZM261 12H262V11H261ZM29 13H30V11H29ZM57 13H58V12H57ZM57 13L55 12V14H57ZM61 13H62V12H61ZM155 13H156V12H155ZM157 13H158V12H157ZM161 13H162V12H161ZM164 13H165V12H164ZM166 13H168V12H166ZM234 13H235V15H236V17H237L236 11L233 12V15H234ZM247 13L249 14V12H247ZM247 13H245V14H247ZM253 13H255V12L253 11ZM253 13H252V14H253ZM71 14H72V13H71ZM71 14H69V12H68V15H71ZM95 14H96V12H95V13L93 12V15H95ZM168 14H169V13H168ZM176 14H178V13H176ZM176 14H175V15H176ZM180 14H181V12H180ZM193 14H194V13H193ZM206 14H207V13H206ZM208 14H209V13H208ZM260 14H261V13H260ZM260 14L258 13L257 15L259 16ZM57 15H58V14H57ZM60 15H61V14H60ZM66 15H67V14H65V16H66ZM68 15H67V16H68ZM96 15H97V14H96ZM96 15H95V18H96ZM150 15H152V14H149V16H150ZM166 15H167V14H166ZM187 15H188V11H187ZM242 15H243V14H242ZM262 15H263V12H262ZM262 15H261V16H262ZM43 16H44V15H43ZM54 16H55V15H54ZM58 16H59V15H58ZM63 16H64V13H63ZM65 16H64V17H65ZM67 16H66V19H65L64 17H63L64 19H63V18H62V19L66 21V20H67ZM170 16H171V15H170ZM172 16H173V15H172ZM212 16H213V15H212ZM218 16H219V13L217 14V17H218ZM220 16H221V15H220ZM220 16H219L218 18H221ZM249 16L251 17L250 14H249ZM44 17H45V16H44ZM55 17H56V16H55ZM68 17H69V16H68ZM88 17H90V15H89ZM91 17H92V15H91ZM152 17H153V16H152ZM166 17H167V16H166ZM175 17H176V16H175ZM177 17H178V15H177ZM194 17H195V16H194ZM194 17L192 16L193 19H194ZM217 17H216V18H217ZM223 17H224V15H223ZM236 17H232V18L235 19ZM242 17H243V16H242ZM255 17H256V16H255ZM86 18H87V17H86ZM95 18H91V19H95ZM139 18H140V16H139ZM146 18H147V17H146ZM238 18H239V17H238ZM238 18H236V20H237ZM36 19H37V18H36ZM43 19H44V18H43ZM53 19H54V18H53ZM53 19H51V20H52V23L54 22ZM58 19H60V17H59ZM82 19H83V18H82ZM88 19H89V18H88ZM140 19H143V18H140ZM144 19H145V18H144ZM144 19H143V20H144ZM154 19H155V17H154ZM154 19H153V20H154ZM159 19H160V18H159ZM165 19H166V18H165ZM184 19H185V17H184ZM193 19H192V20H193ZM213 19H214V18H213ZM234 19H233V20H234ZM240 19H241V17H240ZM252 19H253V18H252ZM24 20H25V19H24ZM51 20H50V22H51ZM54 20H55V19H54ZM60 20H61V19H60ZM85 20H86V19H85ZM105 20H106V19H104V21H105ZM173 20H174V19H173ZM194 20H195V19H194ZM242 20H243V18H242ZM242 20H239V21H242ZM32 21H33V20H32ZM56 21H57V20H55V22H56ZM91 21H92V20H91ZM100 21H101V20H100ZM102 21H103V20H102ZM102 21H101V23H103ZM135 21H136V20H135ZM167 21L169 22V21H171V20H167ZM214 21H215V24H216V20H214ZM237 21H238V20H237ZM25 22H26V21H25ZM33 22H34V21H33ZM33 22H32V23H33ZM41 22H42V20H41ZM44 22H45V21H44ZM67 22H68V21H67ZM81 22H82V21H81ZM84 22H86V21H84ZM94 22H95V21H94ZM144 22H147V21L144 20ZM150 22H151V21H150ZM150 22H149V23H150ZM187 22H188V21H187ZM187 22H186V23H187ZM200 22H201V20H199V23H198V24H195V25H196V26H197V25H201L202 28H205L204 26H205L206 24L203 26L202 24H200ZM211 22H212V21H211ZM231 22H232V21H231ZM234 22H236V21L234 20ZM62 23H63V22H62ZM98 23H99V22H98ZM101 23H99V24H101ZM135 23L137 24V21H136ZM135 23H134V24H135ZM139 23H140V22H139ZM139 23H138V24H139ZM186 23H185V24H186ZM204 23H205V22H204ZM209 23H210V22H209ZM223 23H224V22H223ZM238 23H239V22H238ZM248 23H249V22H248ZM33 24H34V23H33ZM35 24H36V23H35ZM39 24H40V23H39ZM41 24H42V23H41ZM78 24H79V23H78ZM82 24H83V23H82ZM85 24H86V23H85ZM144 24H145V23H144ZM146 24H147V23H146ZM166 24L168 25V23H165V25H166ZM175 24H176V23H174L173 25H175ZM185 24H184V25H185ZM187 24H188V23H187ZM210 24H211V23H210ZM210 24H208V26H209ZM224 24H225V23H224ZM224 24H223V25H224ZM43 25H44V24H43ZM62 25H63V24H62ZM80 25H81V24H80ZM83 25H84V24H83ZM97 25H98V24H97ZM102 25H103V24H102ZM102 25H101V26H102ZM150 25H151V24H150ZM167 25H166V28H167ZM188 25H189V30H191L190 27H191L192 24L189 22ZM195 25H194V23H193L192 27H193V26H194V27H193L192 29H194V30H192V32L195 31ZM213 25H214V24H213ZM223 25L221 26V29L219 28L220 30L223 29V28H222ZM226 25H228V24L226 23ZM249 25H250V24H249ZM33 26H35V25H33ZM40 26H41V25H40ZM54 26H55V25H54ZM77 26H78V25H77ZM101 26H100V27H101ZM132 26H133V23H132ZM135 26H137V25H135ZM186 26H187V25H186ZM186 26H185V27H186ZM201 26H199V27H201ZM211 26H212V24H211L209 27H211ZM228 26H230V25H228ZM75 27H76V26H75ZM78 27H79V26H78ZM96 27H97V26H96ZM110 27H112V25H111V26L109 25V28H110ZM133 27H134V26H133ZM164 27H165V26H164ZM180 27H181V26H180ZM180 27H178V28H180ZM197 27H198V26H197ZM199 27H198V28H199ZM215 27H216V25H215ZM215 27L213 26L212 28L214 29ZM37 28H38V27H37ZM93 28H94V27H93ZM119 28H120V27H119ZM134 28H135V27H134ZM136 28H137V27H136ZM174 28H176V27H174ZM186 28H187V27H186ZM186 28H185V29H186ZM224 28H226L225 25H224ZM230 28L233 29V27H230ZM236 28H237V27H236ZM248 28H249V27H248ZM260 28H261V27H260ZM29 29H30V28H29ZM74 29H75V28H74ZM137 29H138V28H137ZM187 29H188V28H187ZM215 29H216V28H215ZM250 29H251V28H250ZM252 29H253V28H252ZM18 30H19V29H17V31H18ZM32 30H33V27H32V29H31V31H32ZM72 30H73V28H72ZM92 30H94V29H92ZM109 30H111V29H109ZM164 30H165V29H164ZM176 30H177V28H176ZM176 30H175V32H176ZM179 30H180V29H179ZM202 30H203V29H202ZM202 30H201V31H202ZM210 30H211V29H210ZM228 30H229V29H228ZM17 31H16V32H17ZM34 31H35V29H34ZM34 31H33V32H34ZM66 31H67V30H66ZM70 31H71V30H70ZM89 31L92 32L90 29H89ZM136 31H138V30H136ZM136 31H134V33L132 32V35L135 34V33H137ZM173 31H174V30H173ZM205 31H206V28H205ZM207 31H209V28H208V27H207ZM216 31H217V30H216ZM225 31H226V30H225ZM234 31H235V30H234ZM248 31H249V30H248ZM248 31H247V32H248ZM252 31H253V30H252ZM19 32H20V31H19ZM52 32H53V31H52ZM71 32H72V31H71ZM73 32H74V31H73ZM90 32H89V33H90ZM112 32H118V28H117L116 31L114 30V31H112ZM112 32H109V33L111 34ZM161 32H162V31H160L159 33H161ZM163 32H164V31H163ZM163 32H162V33H163ZM177 32H178V31H177ZM177 32L175 33V35H179V37H180V34H177ZM209 32H210V31H209ZM226 32H227V31H226ZM235 32H236V31H235ZM240 32H241V31H240ZM242 32H243V31H242ZM24 33H25V32H24ZM86 33H88V32H86ZM107 33H108V31H107ZM118 33H119V32H118ZM138 33H139V32H138ZM138 33H137V34H138ZM184 33H186V32L184 31ZM184 33H183V34H184ZM189 33H190V32H189ZM204 33H205V32H204ZM212 33H213V31H212ZM228 33H229V32H228ZM231 33H232V30H231ZM237 33H238V31H237ZM263 33H264V32H262V34H263ZM12 34H13V33H12ZM12 34H11V35H12ZM58 34H59V33H58ZM129 34H130V32H129ZM129 34H127V35H129ZM137 34H136V35H137ZM170 34H171V33H170ZM172 34H173V37H174V32H172ZM196 34H197V33H196ZM219 34H220V33H219ZM260 34H261V33H260ZM262 34H261V35H262ZM54 35H56V34H54ZM72 35H73V34H72ZM72 35H71V36H72ZM84 35H85V34H84ZM84 35H83V36H84ZM88 35H89V34H88ZM100 35H101V34H100ZM119 35H121V34L119 33ZM136 35H135V36H136ZM160 35H161V34H160ZM184 35H185V34H184ZM191 35H192V34H191ZM206 35H207V34H206ZM235 35H236V34H235ZM263 35H264V34H263ZM13 36H15V35H13ZM102 36H104V35H102ZM105 36H106V33H105ZM105 36H104V37H105ZM111 36H112V35H110V37H111ZM113 36H114V35H113ZM121 36H122V35H121ZM137 36H138V35H137ZM139 36H140V35H139ZM146 36H147V35H146ZM161 36H162V35H161ZM164 36H165V34H164ZM218 36H219V35H218ZM226 36H227V35H226ZM229 36H230V35H229ZM229 36H228V37H229ZM259 36H260V35H259ZM107 37H108V36H107ZM166 37H167V36H166ZM183 37H184V36H183ZM185 37H186V35H185ZM194 37H195V36H194ZM201 37H202V36H201ZM234 37H235V36H234ZM108 38H109V37H108ZM162 38H163V36H162ZM168 38L172 39L171 36L168 37ZM192 38H193V37H192ZM217 38H218V37H217ZM217 38H216V39H217ZM255 38H256V37H255ZM255 38H254L253 40H255ZM14 39H16V38L14 37ZM100 39H101V37H100ZM170 39H169V40H170ZM180 39H183V38L180 37ZM173 40H174V39H173ZM185 40L187 41V39H185ZM185 40H184V41H185ZM197 40H198V39H197ZM213 40H215V39H213ZM186 41H185V42H186ZM191 41H192V40H191ZM200 41H201V40H200ZM200 41H198V42H200ZM230 41H231V40H230ZM100 42H101V41H100ZM168 42H169V41H168ZM170 42L173 43V41H170ZM189 42H190V41H189ZM195 42H196V41H195ZM209 42H210V41H209ZM217 42H218V41H217ZM240 42H241V41H240ZM252 42H253V41H252ZM98 43H99V42H98ZM218 43H219V42H218ZM221 43H222V41H221ZM253 43H254V42H253ZM253 43H250V44H253ZM104 44H105V43H104ZM104 44H103V46H104ZM191 44H193V43H191ZM216 44H217V43H216ZM228 44H229V43H228ZM254 44H255V43H254ZM99 45H100V44H99ZM199 45H200V43H199ZM199 45H198V46H199ZM201 45H202V44H201ZM201 45H200V46H201ZM218 45H219V44H218ZM221 45H222V44H221ZM262 45H263V44H262ZM159 46H160V45H159ZM164 46H166V45H164ZM164 46H161V48L164 47ZM168 46H169V45H168ZM215 46H216V45H215ZM219 46H220V45H219ZM171 47H175L174 44H173V46L171 45ZM176 47H177V46H176ZM183 47H184V46H183ZM194 47H195V46H194ZM196 47H197V46H196ZM256 47H257V45L255 46V49H256ZM112 48H113V46H112ZM157 48H158V49H157L156 51H160V50H161V49L159 50L160 47H157ZM189 48H190V47H189ZM205 48H206V47H205ZM220 48H223V46H220ZM253 48H254V47H253ZM257 48H259V47H257ZM261 48H262V47H261ZM164 49H165V48H163L162 50H164ZM167 49H168V47H166V50H167ZM255 49H253V50H255ZM204 50H205V49H204ZM211 50H213V49H211ZM220 50H221V49H220ZM249 50H251V49H249ZM150 51H154V50H150ZM222 51H223V50H222ZM258 51H259V50H258ZM190 52H191V50H190ZM246 52H247V51H246ZM156 53H157V52H156ZM226 53H227V52H226ZM261 53H262V50H261ZM157 54H158V53H157ZM237 54H238V53H237ZM240 54H241V53H240ZM247 54H249V53H247ZM250 54H251V53H250ZM255 54H256V51H254V54H253V55H254V57H257V56H255ZM257 54H258V53H257ZM200 55H201V54H200ZM217 55H218V53H217ZM217 55H216V56H217ZM234 55H235V54H234ZM241 55L244 56V53L241 54ZM253 55L251 54V55H249V56L246 57V58L244 57V60L246 61V66H247V64H251V63L254 64V63H255L256 59H255V58H254V59L252 58ZM206 56H207V55H206ZM216 56H215V60H212V61H216V62H217V60H216L217 57H216ZM224 56H225V55H224ZM226 56H227V55H226ZM262 56H263V55H262ZM150 57H151V56H150ZM209 57H210V56H209ZM235 57H236V56H234V58H235ZM218 58H219V57H218ZM220 58H221V57H220ZM234 58H231V59L229 58V59H230V60H233ZM236 58H237V57H236ZM239 58H240V57H239ZM258 58H260V57H258ZM199 59H200V58H199ZM201 59H203V58H201ZM201 59H200V60H201ZM223 59H224V58H223ZM225 59H226V58H225ZM143 60H144V59H143ZM145 60H146V59H145ZM219 60L221 61V59H219ZM227 60H228V59H226V63H225V65H226V64H229V66H230V63H229L230 60H229V61H227ZM236 60H237V59H236ZM241 60H243V57H242ZM244 60L242 61V63H244ZM134 61L136 62V60H134ZM139 61H140V59H139ZM186 61H187V60H186ZM201 61H202V60H201ZM141 62H142V61H141ZM227 62H228V63H227ZM232 62H233V61H231V63H232ZM240 62H241V61H240ZM131 63H133V61H132ZM136 63H137V62H136ZM144 63H145V62H144ZM169 63H171V62H169ZM202 63H203V62H202ZM208 63H209V61H208ZM212 63H213V62H212ZM167 64H168V63H167ZM176 64H178V63H176ZM198 64H200V62H199ZM206 64H207V63H206ZM209 64H210V63H209ZM234 64H235V63H234ZM263 64H264V63H262V65H263ZM180 65H181V64H180ZM202 65H203V64H202ZM211 65H212V64H211ZM215 65H216V63H215ZM244 65H245V64H244ZM259 65H260V64H259ZM132 66H135V65H132ZM165 66H166V64H165ZM170 66H171V65H170ZM197 66H199V65H197ZM206 66H207V65H206ZM206 66H205V67H206ZM212 66H214V65H212ZM216 66H218V65H216ZM260 66H261V65H260ZM127 67H129V65H128ZM168 67H169V66H168ZM181 67H182V66H181ZM201 67H202V66H201ZM208 67L211 68V66H208ZM231 67H232V65H231ZM238 67H239V66H238ZM263 67H264V66H263ZM135 68H136V67H135ZM214 68H215V67H214ZM216 68H218V67H216ZM216 68H215V69H216ZM220 68H221V67H220ZM243 68H244V66H243ZM133 69H134V67H133ZM139 69H140V67L136 68V71H137V70L140 71ZM215 69H214V72H216ZM62 70H63V69H62ZM165 70H167V69H165ZM195 70H196V68H195ZM216 70H217V69H216ZM218 70H219V69H218ZM220 70L222 71L223 69L221 68ZM230 70H231V69H230ZM230 70H229V71H230ZM258 70H259V67H258L257 64L255 63V64L252 66V70H251V71L258 72ZM260 70H261V69H260ZM262 70L264 71V69H262ZM107 71H108V70H107ZM109 71H110V68H109ZM133 71H134V70H133ZM136 71H135V72H136ZM172 71H173V70H172ZM177 71H179V70H177ZM198 71H200V70H198ZM202 71H203V70H202ZM202 71H200V72H202ZM221 71H220V73H221ZM239 71H240V70H237V72H239ZM245 71H246V70H243L244 73L239 77L240 79H239L238 81L235 79V83H234V85H233V83H232L231 81H230V82H231L232 84H231V83H228L229 81H226L227 79H226V80H223V81H226V83H228V84L226 85V87L232 85L231 87H234V88H235V89H234L235 92L233 91V89H232V91H231V92H232V93H231V95H232V99L235 100V99L237 98L236 96H240V97L242 98V99H241L242 101L239 103L238 106H237L238 103H236L237 109L239 108V112H238L239 114H238V116H237V120L234 121V122H227L226 130H224V131H226V132L228 133V136H229V138H226V137L224 136V138L228 139L227 144H228V142L232 143V142L234 141L233 138L236 137V136L238 137L239 134H240V137H242V135H243L244 132H249V131H250V129H251V127H252L253 124H250L249 122L252 120V118H254V115H255V113H256V112H254V109H255V111H257V110H262V109H263L262 112L264 111V105H262V107H260V106H261L260 104L256 106L255 103H254V105H253L251 101L247 100L248 96L251 95L252 93L249 92V93H251V94H249L248 96H245L246 91H243V88L241 87V86H243V85L245 86V84H243V85L240 86V83H241L240 81H245V80L247 81V79H249V78H248L249 76L246 75L247 72L245 73ZM247 71H248V70H247ZM47 72H48V71H47ZM47 72H45V73L47 74ZM49 72H50V70H49ZM49 72H48V73H49ZM60 72H61V71H60ZM64 72H65V71H64ZM140 72H141V71H140ZM192 72H193V70H192ZM203 72H204V71H203ZM206 72H207V71H206ZM211 72H212V71H211ZM223 72H224V71H223ZM45 73H42V74L45 76ZM120 73H121V72H120ZM133 73H134V72H133ZM167 73H168V72H167ZM195 73H196V72H195ZM207 73H208V72H207ZM234 73H235V70H234L233 74H234ZM252 73H253V72H252ZM61 74H62V73H61ZM113 74H114V73H113ZM113 74H111V75H113ZM140 74H143V73H140ZM165 74H166V72H165ZM172 74H173V73H172ZM200 74H202V73H200ZM204 74H206V73H204ZM210 74H211V73H210ZM210 74H209V75H210ZM215 74H216V73H215ZM218 74H219V73H218ZM218 74H217V75H218ZM223 74H224V73L220 74V77H221V75L223 76ZM239 74H240V73H239ZM239 74L236 73L235 76H237V75L239 76ZM261 74H262V72L259 74V76H258V78H257L258 81L260 80L259 77H260ZM40 75H41V74H40ZM43 75L41 76V79H42ZM167 75H168V74H167ZM178 75H180V74L178 73ZM195 75H197V74H195ZM228 75H229V77H230V73H229ZM248 75H250V74H248ZM124 76H125V75H124ZM126 76H127V75H126ZM126 76H125V77H126ZM137 76H138V75H137ZM142 76H143V75H142ZM218 76H219V75H218ZM232 76H233V75H232ZM250 76H251V75H250ZM254 76H255V74H254ZM261 76H263V75H261ZM122 77H123V76H122ZM185 77H186V75H185ZM208 77H209V76H208ZM208 77H207V75H206V78H208ZM263 77H264V76H263ZM43 78H44V77H43ZM117 78H118V77H117ZM189 78H190V77H189ZM193 78H194V76H193ZM203 78H205V76H204ZM203 78H202V79H203ZM206 78H205V79H206ZM233 78H234V77H233ZM235 78H236V77H235ZM253 78H254V77H253ZM261 78H262V77H261ZM105 79H107V78L105 77ZM119 79H120V78H119ZM150 79H151V78H150ZM218 79H219V78H218ZM257 79H256V81H257ZM263 79H264V78H263ZM121 80H122V79H121ZM123 80H124V77H123ZM125 80H126V78H125ZM167 80H168V79H167ZM174 80H175V79H174ZM187 80H188V79H187ZM261 80H262V79H261ZM261 80H260V82H261ZM35 81H36V80H35ZM149 81H150V80H149ZM185 81H186V80H185ZM195 81H196V79L194 80V82H195ZM200 81H202V80H200ZM200 81H199V82H200ZM209 81H211V80H209ZM212 81H213V80H212ZM216 81H217V80H216ZM246 81H245V82H246ZM258 81H257V82H258ZM262 81H264V80H262ZM128 82H129V81H128ZM186 82H187V81H186ZM204 82L206 83L205 80H203L202 83H204ZM217 82H218V81H217ZM32 83H33V82H32ZM32 83H31V84H32ZM40 83H41V81H40ZM73 83H74V82H73ZM125 83H126V82H125ZM143 83H144V82H143ZM170 83H171V82H170ZM173 83H174V82H173ZM183 83H184V82H183ZM213 83H214V82H213ZM221 83H222V82H221ZM221 83H220V84H221ZM224 83H225V82H223V84H224ZM247 83H248V82H247ZM114 84H115V83H114ZM140 84H142V83H140ZM140 84H139V85H140ZM196 84H197V83H196ZM207 84H208V82H207ZM223 84H222V85H223ZM230 84H231V85H230ZM241 84H242V83H241ZM253 84H254V83H253ZM262 84H263V83H262ZM48 85H49V84H48ZM116 85H117V84H116ZM165 85H166V84H165ZM165 85H164V86H165ZM191 85H192V84H191ZM211 85H212V83H211ZM217 85H219V84H217ZM250 85L252 86V81H251ZM256 85H257V83L255 84V86H256ZM32 86H33V85H31L30 87H32ZM39 86H40V84L37 83L36 85L34 84L33 87H34V89L36 88V90H37V88H38ZM111 86L113 87V84H111ZM141 86H142V85H141ZM172 86H173V85H172ZM179 86H180V85H179ZM179 86H178V87H179ZM189 86H190V84H189ZM203 86H204V85H202V87H203ZM206 86H208V85H206ZM246 86H247V84H246ZM87 87H88V86H87ZM114 87H116V86L114 85ZM162 87H163V86H162ZM162 87H161V88H162ZM190 87H191V86H190ZM190 87H189V88H190ZM195 87H197V85H196ZM216 87H218V86H216ZM222 87H223V86H222ZM222 87H221V88H222ZM248 87H249V85H248ZM40 88H41V87H40ZM56 88L59 90L60 87H56ZM56 88H55V89H56ZM187 88H188V87H187ZM209 88L213 89L212 86L209 87ZM221 88L219 89L220 91H222ZM244 88H245V87H244ZM251 88H254V86L251 87ZM256 88H257V87H256ZM262 88L264 89V87H262ZM262 88H261V89H262ZM32 89H33V88H32ZM43 89L46 90V87H44ZM83 89H84V88H83ZM99 89H100V88H99ZM99 89H98V90H99ZM104 89H105V88H104ZM106 89H107V88H106ZM136 89H138V86H137ZM193 89H196V88H193ZM200 89H201V88H200ZM200 89H199V90H200ZM203 89H204V88H203ZM207 89H208V88H207ZM207 89H205L206 92L211 90V89H210V90H207ZM29 90H30V89H29ZM39 90H40V89H38V91H39ZM62 90H64V89H62ZM66 90H67V89H66ZM107 90H108V89H107ZM107 90H106V91H107ZM116 90H117V89H116ZM169 90H170V89H169ZM201 90H202V89H201ZM205 90H204V91H205ZM214 90H216V89H214ZM223 90H224V89H223ZM226 90H227V89H226ZM245 90H246V88H245ZM248 90H249V89H248ZM257 90H259V87H258ZM41 91H42V90H41ZM60 91H61V90H59V93H60ZM81 91H82V90H81ZM109 91H110V90H109ZM111 91H112V90H111ZM114 91H115V89H114ZM127 91H128V90H126V92H127ZM188 91H189V90H188ZM249 91H250V90H249ZM259 91H260V90H259ZM263 91H264V90H263ZM6 92H7V90H6ZM49 92H50V91H49ZM52 92H53V90L51 91V93H52ZM62 92H63V91H62ZM128 92H130V90H129ZM137 92H138V91H137ZM191 92H192V91H191ZM198 92H199V91H198ZM206 92H205V93H206ZM212 92H213V91H212ZM229 92H230V91H229ZM243 92H244V94H243ZM247 92H248V91H247ZM252 92H253V91H252ZM39 93H40V91H39ZM54 93H55V90H54ZM154 93H155V92H154ZM168 93H169V92H168ZM214 93H216V91H214ZM235 93H236V96H235ZM254 93H255V88H254ZM259 93H260V92H259ZM16 94H17V93H16ZM27 94H28V91H27ZM52 94H53V93H52ZM52 94H51V95H52ZM92 94H93V93H92ZM94 94H95V93H94ZM124 94H125V96H126V98H127V93H124ZM128 94H129V93H128ZM164 94H165V93H164ZM181 94H182V93H181ZM191 94H192V93H191ZM219 94H220V93H219ZM226 94H227V95H226ZM226 94L224 95V97H225V96L228 97V94H229V93H226ZM247 94H248V93H247ZM263 94H264V93H263ZM30 95H31V94H30ZM32 95H34V94L32 93ZM32 95H31V98L33 97ZM182 95H184V94H182ZM197 95H198V94H197ZM199 95H200V94H199ZM216 95H217L216 97H214L215 95L213 96L214 99H215V98H218V96H219L218 93H216ZM256 95H257V97H259L258 94H256ZM261 95H262V94H261ZM261 95H260V96H261ZM15 96H16V95H15ZM91 96H94V95H91ZM160 96H161V94H160ZM171 96H172V95H171ZM187 96H188V95H187ZM204 96H205V95H204ZM252 96H254V95H252ZM29 97H30V96H29ZM29 97H27V98H28V101L31 100V99L29 100ZM163 97H164V95H163ZM166 97H167V96H166ZM198 97L202 98V96H198ZM198 97H197V98H198ZM222 97H223V96H222ZM222 97H221V98H222ZM250 97H251V96H250ZM50 98H51V96H50ZM252 98H253V97H252ZM252 98H251V99H252ZM255 98H256V97H255ZM123 99H124V98H123ZM149 99H150V98H149ZM158 99H159V97H158ZM198 99H199V98H198ZM202 99H203V98H202ZM202 99H200L202 102H201L200 105H199V108H200L199 110H200V114H201V115H204L205 112H206L209 108H212V106H213V104H215V102H216V103L219 102V101H217V99L214 100V99H212V98H209L208 96H206V97L204 98V100H206V101H203ZM218 99H220V98H218ZM230 99H231V97H230ZM230 99H229V100H230ZM237 99H238V98H237ZM251 99H250V100H251ZM84 100H86V99H84ZM84 100H83V101H84ZM174 100H175V99H174ZM200 100H198V101L200 102ZM220 100H221V99H220ZM225 100H226V99H225ZM252 100H253V99H252ZM257 100H258V98H257ZM257 100H255V102H257ZM259 100L261 101V98H260ZM70 101H73V100L70 99ZM159 101H160V99H159ZM164 101H165V100H164ZM183 101H184V99H183ZM183 101H182V102H183ZM193 101H195V100H193ZM24 102H25V101H24ZM26 102H27V101H26ZM226 102H227V101H226ZM226 102L224 103V106L226 105ZM27 103H28V102H27ZM32 103H33V102H32ZM82 103H83V102H82ZM82 103H81V104H82ZM84 103H85V101H84ZM84 103H83V104H84ZM258 103H259V102H258ZM261 103H264V99H263V101H262ZM22 104H23V103H22ZM83 104H82V105H83ZM88 104H89V103H88ZM134 104H135V103H134ZM134 104H133V105H134ZM158 104L161 105L160 103H158ZM162 104H163V103H162ZM182 104H183V103H182ZM182 104H180V105H182ZM197 104H199V103L197 102ZM25 105H26V103H24V106H25ZM168 105H169V104H168ZM195 105H196V104H195ZM222 105H223V104H222ZM229 105H231V104H229ZM80 106H81V105H78V108H75V109L78 110V109L80 108ZM183 106H184V105H183ZM220 106H221V105H220ZM236 106H232V107L234 108V107H236ZM56 107H57V106H56ZM81 107H82V106H81ZM94 107H95V106H94ZM94 107H92V109H93ZM138 107H139V106H138ZM163 107H164V106H163ZM163 107H161V108H163ZM179 107H180V106H179ZM193 107H194V106H193ZM222 107H223V106H222ZM229 107H230V106H229ZM3 108H4V106H3ZM20 108H21V107H19V106L17 107V109H20ZM22 108H23V107H22ZM61 108H62V107H61ZM95 108H96V107H95ZM188 108H189V107H188ZM188 108H187V110H188ZM217 108H221V107H218V106H217ZM227 108H228V107H227ZM227 108H224V109H227ZM80 109H82V108H80ZM119 109H121V108H119ZM142 109H143V108H142ZM159 109H160V108H159ZM183 109H184V108H183ZM224 109H223V110H224ZM64 110H65V109H64ZM76 110H75L76 113H80V114H81V112H79L80 110H78V111H76ZM98 110H99V109H98ZM152 110H153V108H152ZM179 110L181 111L182 108L179 109ZM213 110H216V109H213ZM230 110H231V112L234 111V109H232V108H230ZM230 110H229V111H230ZM154 111H155V110H153V112H154ZM159 111H160V110H159ZM159 111H158V113H159ZM166 111H167V110H166ZM229 111H228V112H229ZM236 111H237V110H236ZM60 112H61V111H60ZM162 112H163V111H162ZM162 112H160V114H161ZM178 112H179V111H178ZM187 112H188V111H186V109H184V110H182V113H181V112H179V113H180L182 116H183V115L186 116V113H187ZM189 112H190V113H189L190 115L194 114V113H195V108H192ZM231 112H230V114H229V117H230V115H231ZM234 112H235V111H234ZM257 112H260V111H257ZM66 113H67V112H66ZM76 113H75V114H76ZM87 113H91V114H92L93 112H90V111H89V112H87ZM158 113H157V114H158ZM218 113H220V112H218ZM221 113H223V112H221ZM4 114H5V113H4ZM69 114H73V113H69ZM139 114H140V113H139ZM165 114L167 115V114H169V113H166V112H165ZM177 114H178V113H177ZM189 114H188V115H189ZM212 114H213V113H212ZM233 114H234V113H233ZM235 114H237V113L235 112ZM235 114H234V115H235ZM251 114H252V115H251ZM259 114H262V113H259ZM259 114H258V115H259ZM65 115H66V114H65ZM85 115H86V113H85ZM85 115H84V116H85ZM89 115H90V114H89ZM89 115H87L88 118H89ZM92 115H94V114H92ZM92 115H91V116H92ZM147 115H148V114H147ZM178 115H179V114H178ZM178 115H177V117L174 116V118H175V119H176V118H177V119L180 118V117H179L180 115H179V116H178ZM201 115H200V117H201ZM213 115H214V114H213ZM225 115H226V114H225ZM234 115H233V117H234ZM67 116H69V115H67ZM80 116L83 117V115H80ZM97 116H101V114L98 115V113H97ZM97 116H96V118H97ZM120 116H121V114H120ZM135 116H136V115H135ZM156 116H157V115H155L154 120H157V121H155V122H156V124L158 125V123H159L158 121H159V118H160V117L157 118L158 116H157V117H156ZM164 116H165V115H164ZM164 116H163V117H164ZM167 116H168V115H167ZM209 116H210V114H209ZM209 116H208V117H209ZM218 116H219V115H218ZM223 116H224V115H223ZM235 116H236V115H235ZM256 116H257V115H256ZM261 116H262V115H261ZM261 116H259V118H260ZM3 117H4V116H3ZM17 117H18V116H17ZM19 117H21V116L19 115ZM28 117H30V116H28ZM69 117L71 118V116H69ZM82 117H80V119H81ZM93 117H94V116H93ZM211 117H212V116H211ZM211 117H209V118H211ZM213 117H214V116H213ZM220 117H221V115H220ZM226 117H227V116H226ZM226 117H225V118H226ZM229 117H228V118H229ZM263 117H264V115H263ZM21 118H24V117H21ZM21 118H20V119H21ZM72 118H73V117H72ZM114 118H115V117H114ZM114 118H113V120L115 121L116 118H115V119H114ZM118 118H119V115H118ZM132 118H134V117H132ZM161 118H162V117H161ZM165 118H166V116H165ZM188 118H189L188 121H190V117H187V119H188ZM231 118H232V116H231ZM256 118H257V117H256ZM256 118H255V119H256ZM66 119H67V118H66ZM68 119H69V118H68ZM77 119H78V117H77ZM83 119H84V118H83ZM83 119H82V120H83ZM109 119H110V118H109ZM134 119H135V118H134ZM180 119H181V118H180ZM187 119H186V120H187ZM197 119H199V118H197ZM197 119H196V120H197ZM200 119H201V118H200ZM200 119H199V121H200ZM211 119H214V118H211ZM223 119H224V118H223ZM223 119H222V120H223ZM25 120H27V118H26ZM168 120H169V119H168ZM184 120H185V119H184ZM201 120H202V119H201ZM208 120H209V119H208ZM215 120H216V119H215ZM220 120H221V119H220ZM220 120H219V122H220ZM256 120H257V119H256ZM256 120H255V122H256ZM169 121H170V120H169ZM169 121L165 120V122H167V124L169 123ZM177 121H178V120H177ZM179 121H180V120H179ZM179 121H178V122H179ZM210 121H211V120H209V122H210ZM213 121H214V120H213ZM216 121H217V120H216ZM225 121H226V120H225ZM230 121H231V120H230ZM253 121H254V120H253ZM25 122L27 123V121H25ZM25 122H24V120H23V123H24V124H25ZM109 122H110V121H109ZM178 122H177V123H178ZM207 122H208V121H207V119H206L205 121L202 122V124H204V125L209 124V123H207ZM106 123H107V121H106ZM163 123H164V122H163ZM171 123H172V120H171ZM171 123H170V125H171ZM177 123H176V124H177ZM179 123H180V122H179ZM187 123H188V122H187ZM192 123H193V121H190V122H189V124H192ZM195 123H196V122H195ZM195 123H194V126H195ZM216 123H217V122H216ZM220 123H221V122H220ZM252 123H253V122H252ZM110 124H111L112 129H113L112 122H111ZM176 124H175V125H176ZM198 124H200V123H198ZM214 124H215V123H214ZM223 124H224V123H223ZM256 124H257V123H256ZM196 125H197V124H196ZM216 125H217V124H216ZM216 125H214V126H216ZM261 125H263V123H261L260 126H261ZM106 126H109V123H108V125H106ZM163 126H164V124H163ZM207 126H208V125H207ZM218 126H219V125H218ZM254 126H255V128H256V125H254ZM55 127H57V125H55ZM103 127H104V131H107V130H105L106 127H105L104 125H103ZM192 127H193V126H192ZM199 127H201V125H200ZM211 127H213V126H211ZM176 128H177V127H176ZM253 128H254V127H253ZM253 128H252V129H253ZM257 128H258V127H257ZM190 129H191V128H190ZM201 129H202V128H201ZM210 129H211V128H210ZM210 129H209V130H210ZM221 129H222V128H221ZM221 129L219 128V130H221ZM223 129H225V125H224V128H223ZM35 130H36V129H35ZM193 130H194V129H193ZM202 130H203V129H202ZM215 130H216V129H215ZM217 130H218V129H217ZM256 130H257V129H256ZM258 130H259V129H258ZM32 131H33V130H32ZM102 131H103V130H102ZM188 131H191V130H188ZM221 131H222V130H221ZM251 131H252V130H251ZM182 132H183V130H182ZM186 132H187V131H186ZM193 132H194V131H192L191 134H193ZM204 132H207V133H208L207 130H204V131H203V134H205ZM209 132H210V131H209ZM260 132L262 133L261 129H260ZM263 132H264V130H263ZM173 133H174V132H173ZM183 133H184V132H183ZM183 133H182V134H183ZM215 133H216V131H215ZM251 133H252V132H251ZM52 134H53V133H52ZM199 134H201V133H199ZM211 134H212V133H210V136H211ZM219 134H220V132H218V134H217V135H218V139L216 140L217 143H218V140H219V137H220ZM244 134H245V133H244ZM253 134H254V133H253ZM263 134H264V133H263ZM183 135H185V134H183ZM186 135H187V134H186ZM188 135H189V133H188ZM196 135H198V134H196ZM257 135H259V134H257ZM257 135H256V136H257ZM194 136H195V134L192 135V136L190 137V139H189V136L184 137V138L189 139V140H191V139L193 140V137H194ZM210 136H209V137H210ZM215 136H216V135H215ZM222 136H223V135H222ZM228 136H227V137H228ZM245 136H246V135H245ZM251 136H252V135H251ZM253 136H255V135H253ZM259 136H260V135H259ZM262 136H263V135H262ZM61 137H62V135L60 136V138H61ZM178 137H179V136H178ZM180 137H181V135H180ZM180 137H179V138H180ZM200 137H201V136H200ZM205 137H206V136H205ZM246 137H247V136H246ZM257 137H258V136H257ZM257 137H254V139H256ZM176 138H177V137H176ZM176 138H175V139H176ZM194 138H195V137H194ZM206 138H207V137H206ZM206 138H205V139H206ZM242 138H243V137H242ZM175 139H174V141H175ZM215 139H216V138H215ZM220 139H221V138H220ZM246 139H247V138H246ZM208 140H209V139H208ZM248 140H249V139H248ZM259 140H260V139H259ZM61 141H63V139H62ZM172 141H173V140H171V142H172ZM177 141H178V140H177ZM181 141L183 142V139H182V138H181L180 142H181ZM185 141H186V140H185ZM203 141H204V140H203ZM222 141H223V139L221 140V142H222ZM231 141H232V142H231ZM237 141H238V140H237ZM240 141H242V140H240ZM249 141H250V140H249ZM59 142H60V141H59ZM221 142H220V143H221ZM243 142H246V141L243 140ZM243 142H242V143H243ZM253 142H254V141H253ZM261 142H262V141H261ZM173 143L177 144L176 142H173ZM193 143H194V142H193ZM200 143H201V142H200ZM235 143H236V140H235ZM239 143H240V142H239ZM262 143H263V142H262ZM143 144H145V143H143ZM170 144H171V143H170ZM190 144H191V142H190ZM208 144H209V143H208ZM213 144H214V143H213ZM218 144H219V143H218ZM252 144H253V143H251V145H252ZM255 144H256V143H255ZM146 145H147V144H146ZM168 145H169V144H168ZM178 145H180V144H178ZM178 145H177V146H178ZM192 145H193V144H192ZM222 145H223V144H222ZM249 145H250V144H249ZM263 145H264V144H263ZM169 146H170V145H169ZM173 146H174V145H173ZM193 146H195V145H193ZM201 146H202V145H201ZM219 146H220V145H219ZM219 146H218V148H219ZM228 146H229V144L226 145V143H225V146L221 147L222 149L219 148V149L221 150V153H220L219 155H216L215 153L212 154V153H213V152H212L213 150L211 151L212 153H210V151H209L207 154H203V153H202V149H203V148H206V147H203V146H202L203 148H201L200 150H201L202 155H203V156L205 155V157H204V158L201 157V159L203 158V162H204V164H202L201 166H202L203 168L205 167L204 170H203V168H201V166H200L201 163H199V162H198V163H195L196 161H194L195 164H193V168H192V169H188V167H187L188 165L186 164L187 166H185V167L182 169V170H184V172H182V170H181V173H183V174H180V172H179L180 170H179V169H178L179 171L177 172L178 174H177L176 176H174V174H173L174 178L178 179L179 182H180V180H182V179H183L184 181H186V182H182V183H185L184 185L181 184V186H183V187L180 186V187L182 188V191H186V189L189 190V189H191V188H192L193 190L191 189V190H192V196L189 195V194L191 193L190 191H187V192H190L189 194H188L187 192H186V194L184 193L186 196H187V194L189 195L188 197H186V198H188V199H187V204H186L184 207H181V208H180L175 214H174V213H173V214H172V213L167 214L168 217H166L165 220L163 219V220H164V223H162L163 220H162V222H160L161 219H158V221L160 220V221H159V222H160V225H161V223H162V224H163V227H164V231L162 232V231L160 230V233L162 232V234H163V233L165 232L166 234H168V239H172L173 232H175V231H177V230L179 231L180 229H181V230L184 229L185 227H187V224H188L189 221L192 220V222H193V221L196 220L198 217H200L201 215H203V213H204L205 211H208L209 209H212V210H216V213H218V211L220 212V210H221L223 207H221V209L218 210V211H217V208L219 209L220 206H224V203H225V202H228V201H225V202H224V196L219 195L218 192H216L217 190L215 191V187H213V185H214V183H215V177H216V175H219V174H220V169H218V168H219V167H221V168H224V167H225L224 164H223L222 162H224V159H225L227 156H229L228 158H231V159L234 158V157L237 158L238 161H239V163L242 164V165L245 163V164H244L245 166H243V167H245V170H244V172H242V173L245 174V175H247V173H248L247 168H246V165H247V164H246L247 158L241 160V153H242L241 148H243V145H242V147L239 146V145H236V144H235L234 146H233V144H232L231 147H228ZM245 146H246V145H245ZM247 146H248V145H247ZM166 147H167V146H166ZM179 147H181V146H179ZM179 147H177V149H175L174 153H172V154H174V155H173L174 159H176L175 156H178L179 152L181 151V150H180V151L178 150ZM195 147H196V146H195ZM197 147H198V146H197ZM251 147H252V146H251ZM257 147H258V146H257ZM262 147H264V146H262ZM192 148H194V147H191V149H192ZM211 148H212V147H211ZM218 148H217V149H218ZM245 148H246V147H245ZM143 149H144V148H143ZM145 149H146V147H145ZM145 149H144V150H145ZM173 149H174V147H173ZM179 149H180V148H179ZM184 149H185V148H184ZM188 149H190V146H189ZM188 149H187V150H188ZM197 149H198V148H197ZM214 149H215V148H214ZM243 149H244V148H243ZM263 149H264V148H263ZM140 150H141V149H140ZM140 150H139V151H140ZM171 150H172V148H171ZM182 150H183V149H182ZM215 150H216V149H215ZM240 150H241V151H240ZM252 150L254 151V147H253ZM53 151H54V150H53ZM141 151H143V150H141ZM197 151H198V150H197ZM197 151H195V152L198 153L199 151H198V152H197ZM245 151H246V150H245ZM248 151H249V150H248ZM260 151H262V149H261ZM185 152H187V151H185ZM218 152H220V151L218 150ZM56 153H58V152H56ZM180 153H181V152H180ZM216 153H217V152H216ZM244 153H245V152H244ZM244 153H243L242 157H244ZM252 153H253V152H252ZM261 153H262V152H261ZM168 154H169V153H168ZM188 154L191 155V154H194V152H193V153H188ZM199 154H200V153H199ZM245 154H246V153H245ZM170 155H171V154H170ZM170 155H168V156H170ZM196 155H198V154H196ZM202 155H201V156H202ZM247 155H248V154H247ZM185 156H186V155H185ZM185 156H184V158H185ZM256 156H257V155H256ZM194 157H195V155H194ZM194 157H192V155H191L189 158H190V159L192 158V160H193ZM196 158H197V157H196ZM170 159H173V158H170ZM174 159H173V160H174ZM186 159H187V158H186ZM198 159H199V158H198ZM237 159H236V161H237ZM261 159H262V158H261ZM183 160H185V159H183ZM199 160H200V159H199ZM229 160H230V159H229ZM258 160H260V158H259ZM258 160H256V161H258ZM262 160H264V159H262ZM28 161H31V160H28ZM187 161H189V160H187ZM225 161H226V159H225ZM236 161H235V162H236ZM248 161H249V160H248ZM135 162H136V161H135ZM135 162H134V163H135ZM170 162H172V161H170ZM173 162H174V161H173ZM177 162H178V161H177ZM179 162H180V161H179ZM179 162H178V163H179ZM192 162H193V161H191V167H192ZM203 162H202V163H203ZM250 162H251V161H250ZM250 162H248V163H250ZM261 162H262V161H261ZM130 163H132V161H131ZM136 163H137V162H136ZM136 163H135V164H136ZM224 163H225V162H224ZM237 163H238V162H237ZM254 163H255V161H254ZM258 163H259V162H258ZM27 164H28V163H27ZM132 164H133V163H132ZM132 164H130V166H132ZM167 164H168V162H167ZM169 164H170V163H169ZM222 164H223L224 167H222ZM225 164H226V163H225ZM262 164H263V163H262ZM133 165H134V164H133ZM177 165H178V164H177ZM216 165L218 166L217 168H215ZM235 165H236V163H235ZM259 165H260V164H259ZM189 166H190V163H189ZM228 166H229V165H228ZM164 167H165V165H164ZM170 167H171V166H170ZM179 167H180V165H179ZM233 167H234V164H233V166H232V169H233ZM237 167L240 168V166H237ZM241 167H242V166H241ZM162 168H163V167H162ZM177 168H178V166H177ZM206 168H208V172H209L208 174H212L215 170H216V172H215L216 174H215V175H214V174H212V175H208V174H206V173H207V172L205 171ZM263 168H264V167H263ZM129 169H131V168H129ZM170 169H172V167H171ZM234 169H235V168H234ZM158 170H159V169H158ZM168 170H169V168H168ZM173 170H175V169H173ZM173 170H172L171 172H173ZM176 170H177V169H176ZM222 170H223V169H222ZM237 170H239V169H236V171H237ZM253 170H254V169H253ZM256 170H257V169H256ZM262 170H263V169H262ZM230 171H231V169H230ZM240 171H241V170H240ZM249 171H250V170H249ZM251 171H252V170H251ZM258 171H259V170H258ZM260 171H261V170H260ZM98 172H99V170H98ZM166 172H167V171H166ZM166 172H164V173H166ZM169 172H170V170H169ZM171 172H170V173H171ZM175 172H176V171H175ZM175 172H174V173H175ZM254 172H257V171H254ZM230 173H231V172H230ZM249 173H250V172H249ZM261 173H262V172H261ZM91 174H92V173H91ZM155 174H158V173H155ZM162 174H163V173H162ZM167 174H169V173H167ZM240 174H241V173H240ZM255 174H256V173H255ZM85 175H86V174H85ZM85 175H84V176H85ZM93 175H94V174H93ZM199 175H200V176H199ZM213 175H214V176H213ZM227 175H229V174H227ZM259 175H260V174H259ZM259 175H258V176H259ZM261 175H263V174H261ZM84 176H82V177L84 178V180L87 181V179H85V178H87L89 175H86L87 177H86V176L84 177ZM91 176H92V175H91ZM161 176H162V175H161ZM167 176H168V175H167ZM167 176H166V177H167ZM197 176H198V177H197ZM219 176H220V175H219ZM241 176H242V175H241ZM252 176H253V173H252ZM254 176H255V175H254ZM82 177H81V178H82ZM97 177H99L98 173H97ZM101 177H102V176H101ZM101 177H100V178H101ZM225 177H226V176H225ZM228 177H229V176H228ZM228 177H227L226 179H228ZM249 177H250V176H249ZM259 177H260V176H259ZM100 178H99V179H100ZM106 178H107V177H106ZM160 178H161V177H160ZM162 178H164V177H162ZM168 178H169V176H168ZM252 178H253V177H252ZM103 179H104V178H103ZM170 179H172V178H170ZM170 179H169V180H170ZM176 179H175V181H177ZM220 179H221V178H220ZM222 179H224V177H222ZM230 179H231V178H230ZM230 179H229V181L231 182ZM240 179H241V178H240ZM245 179H247V176L245 177ZM80 180H81V179H80ZM80 180H78V181H80ZM84 180H83V181H84ZM155 180H156V179H155ZM159 180H161V179H158V181H159ZM164 180H165V179H164ZM164 180H161V181H163V183H167V181H164ZM166 180H167V178H166ZM173 180H174V179H173ZM232 180H233V179H232ZM236 180L239 181V179H238L237 177H236ZM73 181H74V180H73ZM81 181H82V180H81ZM83 181H82V183H84ZM99 181H100V180H99ZM161 181H159V182H161ZM170 181H171V180H170ZM170 181H169V182H170ZM225 181H226V180H225ZM247 181H248V179H247L245 182H247ZM96 182H97V181H96ZM169 182H168V183H169ZM217 182H218V181H217ZM234 182H236V181H234ZM240 182H241V181H240ZM245 182H244V183H245ZM261 182H262V181H261ZM72 183H73V182H72ZM107 183H108V182H107ZM168 183H167V184H168ZM177 183H178V182H177ZM42 184H44V183H42ZM59 184H60V183H59ZM62 184H63V183H62ZM80 184H81V183H80ZM94 184H95V183H94ZM170 184H172V183H170ZM170 184L167 185V188L171 186ZM179 184H180V183H179ZM224 184H225V183H224ZM226 184H227V183H226ZM228 184H229V183H228ZM228 184H227V185H228ZM234 184H235V183H234ZM234 184H233V185H234ZM248 184H249V183H248ZM258 184H259V183H258ZM260 184H261V183H260ZM260 184H259V185H260ZM118 185H119V184H118ZM162 185H163V184H162ZM174 185H175V184L173 183V186H174ZM215 185H216V184H215ZM237 185H238V184H237ZM245 185H246V183H245ZM255 185H257V184H255ZM38 186L40 187L39 184H38ZM60 186H61V185H60ZM60 186H58V188H61V187L63 186V188H61V189H64V190L66 189L65 187H69L68 185L66 186V184H65V186H64V184H63L61 187H60ZM82 186H83V184H82ZM93 186H94V189H95V186L98 187L96 184L93 185ZM99 186H100V184H99ZM105 186H106V185H105ZM175 186H177V184H176ZM175 186H174V188H175ZM217 186H219V185H217ZM231 186H232V185H231ZM238 186H239V185H238ZM238 186H236V187H238ZM242 186H244V185H242ZM36 187H37V186H36ZM36 187H35V188H36ZM39 187H37V188H39ZM77 187H78V186H77ZM84 187H85V184H84ZM87 187H88V186H87ZM91 187H92V186H91ZM101 187L103 188L102 185H101ZM163 187H164V185H163ZM207 187H208V189L206 190ZM219 187H220V189H221V187H223V186H219ZM239 187H240V186H239ZM239 187H238V188H239ZM244 187H245V186H244ZM248 187H250V185H249ZM253 187H254V185H253ZM255 187H256V186H255ZM37 188H36V189H37ZM41 188H42V187H41ZM70 188L72 189V187H70ZM79 188H80V187H79ZM81 188H82V187H81ZM81 188H80V189H81ZM85 188H86V187H85ZM88 188H89V187H88ZM104 188H106V187H104ZM104 188H103V189H104ZM108 188H109V187H108ZM122 188H123V187H122ZM164 188H165V187H164ZM167 188H166V189H167ZM178 188H179V186H178ZM181 188H180L179 191H181ZM233 188H234V187H233ZM233 188H232V189H233ZM67 189H69V188H67ZM73 189H74V188H73ZM76 189H77V188H76ZM80 189H78V190H80ZM86 189H87V188H86ZM86 189H85V190H86ZM91 189H93V187H92ZM117 189H118V188H117ZM117 189H115V190H117ZM171 189H172V188H171ZM176 189H177V188H176ZM216 189H217V188H216ZM222 189H223V188H222ZM234 189H235V188H234ZM239 189H240V188H239ZM239 189H238V190H239ZM244 189H245V188H244ZM250 189H251V188H250ZM250 189H249V190H250ZM78 190H76V191H78ZM107 190H109V189H107ZM161 190H162V189H161ZM167 190H168V189H167ZM177 190H178V189H177ZM227 190H228V188H227ZM230 190H231V189H230ZM247 190H248V189H247ZM249 190H248V191H249ZM251 190H252V189H251ZM253 190H254V188H253ZM47 191H48V190H47ZM65 191H67V190H65ZM71 191H73V190H71ZM74 191H75V190H74ZM74 191H73V192H74ZM76 191H75V192H76ZM80 191H81V190H80ZM117 191H118V190H117ZM162 191L165 192L164 190H162ZM162 191H161V193H162V195H163V192H162ZM168 191H169V190H168ZM170 191H171V190H170ZM174 191H175V190H174ZM174 191H172V192H170V193H172L173 196H176V195L173 193ZM182 191H181V192H182ZM222 191H223V190H222ZM25 192H26V191H25ZM31 192H33V191H31ZM31 192H30V193H31ZM45 192H46V191H45ZM82 192H83V191H81V193H82ZM84 192H85V191H84ZM84 192H83V193H84ZM108 192H110V191H108ZM108 192H107L106 194H109ZM111 192H112V191H111ZM113 192H114V191H113ZM113 192H112V194H114ZM156 192H157V191H156ZM156 192H155V193H156ZM229 192H230V196H231V193H233V192H231V191H229ZM243 192H244V191H243ZM27 193H28V192H27ZM27 193H25V194H27ZM83 193H82V194H83ZM89 193H93V192H90V191H89ZM104 193H105V192H104ZM115 193H116V191H115ZM117 193H118V192H117ZM157 193H158V192H157ZM227 193H228V191H227L226 193H224V194H227ZM253 193H254V192H253ZM255 193H256V192H255ZM15 194H16V193H15ZM17 194H18V192H17ZM17 194H16V195H17ZM44 194H45V195H44ZM44 194H43V195L46 197V194H47V193H44ZM65 194H66V193H65ZM74 194H75V193H74ZM74 194H73V195H74ZM85 194L87 195V193H85ZM98 194H99V193H98ZM181 194H182V193H181ZM184 194H183V195H184ZM224 194H223V195H224ZM233 194H234V193H233ZM233 194H232V196H235V194H234V195H233ZM238 194H240V192H239ZM251 194H252V193H250V195H251ZM16 195H14V196H15L16 198L19 197V198H17V199L20 200V197H21L20 195H21V194H20L19 196H18V195L16 196ZM47 195H48V194H47ZM86 195H85V196H86ZM90 195H91V194H89L88 196L90 197V199L93 200V198H92ZM102 195H103V194H102ZM102 195L97 196V194H96L97 197L95 198V200H97V198H98V200L101 199ZM114 195H115V194H114ZM114 195H113V196H114ZM183 195H181L182 198H183ZM257 195H258V194H257ZM260 195H261V194H260ZM67 196H68V195H67ZM77 196L79 197V199H81L82 196H84V195L81 196V194L78 195V193H77ZM80 196H81V198H80ZM88 196H86V198L89 199ZM92 196H93V194H92ZM109 196H110V197H107V199H108V198H111V193H110ZM113 196H112V197H113ZM165 196H166V195H163V198L166 199ZM179 196H180V194H179ZM181 196H180V200H182V199H181ZM244 196H245V195H244ZM246 196H247V193H246ZM246 196H245V197H246ZM65 197H66V196H65ZM99 197H100V198H99ZM168 197H169V196H168ZM171 197H172V195H171ZM171 197L169 198V200L171 199ZM228 197H229V196H228ZM237 197H238V196H236L235 198H237ZM241 197H242V196H239L240 200L242 199ZM245 197H244V198H245ZM255 197H256V195H255ZM255 197H254V199H255ZM262 197H264V196H262ZM10 198L12 199V198H14V197L12 196V197H10ZM43 198H44V197H43ZM76 198H77V197H76ZM86 198H85V199H86ZM173 198H174V197H173ZM229 198H230V197H229ZM232 198H233V197H232ZM11 199H9V200L11 201ZM17 199H15V200H17ZM61 199H62V198H61ZM61 199H60V200H61ZM107 199H106V201H105V204H106V202H108ZM167 199H168V198H167ZM167 199H166V200H167ZM184 199H185V198H183V200H184ZM250 199H251V197H250ZM250 199H248V200H250ZM254 199H252V200H254ZM9 200H8V201H9ZM12 200H13V199H12ZM44 200H45V199H44ZM44 200H43V201H44ZM62 200H63V199H62ZM64 200H65V199H64ZM66 200H67V198H66ZM86 200H87V199H86ZM86 200H83V201H85L84 204H85V205H88V204L86 203ZM98 200H97V202H98ZM101 200H102V199H101ZM104 200H105V199H104ZM146 200H147V199H146ZM146 200H145V202H146ZM148 200H149V199H148ZM162 200L164 201V199H162ZM162 200H161V201H162ZM169 200H168V201H169ZM171 200H173V199H171ZM171 200H170V201H171ZM263 200H264V199H263ZM10 201H9V202H10ZM45 201H46V200H45ZM93 201H94V200H93ZM93 201H92V202H93ZM99 201H100V200H99ZM151 201H152V200H151ZM158 201H160V199H159ZM158 201H157V202H158ZM161 201H160V202H161ZM176 201H177V200H176ZM185 201H186V200H185ZM233 201H235V199H234ZM233 201H232V202H233ZM75 202H76V201H74V203H75ZM87 202H88V201H87ZM139 202H141V201H139ZM183 202H184V201H183ZM222 202H224V203H222ZM238 202H239V200H238ZM243 202H245V200H244ZM38 203H40V202H38ZM60 203H61V201H60ZM82 203H83V202H82ZM95 203H96V201H95ZM98 203H99V204H101V203L103 204V202H101V203L98 202ZM143 203H144V202H143ZM143 203H142L141 205H143ZM147 203H148V202H147ZM147 203H146V204H147ZM151 203H152V202H151ZM155 203H156V202H155ZM155 203H154V204H155ZM166 203H167V201H166ZM166 203H165V204H166ZM172 203H173V202H172ZM177 203H178V201H177ZM181 203H182V201H181ZM181 203H179V204H181ZM228 203H229V202H228ZM228 203H227V204H228ZM233 203H235V202H233ZM236 203H237V201H236ZM240 203H241V202H240ZM259 203H260V201H259ZM6 204H9V203H6ZM6 204H5V205H6ZM11 204H12V203H11ZM72 204H73V203H72ZM90 204H91V203H90ZM90 204H89V205H90ZM99 204H98V205H99ZM139 204H140V203H139ZM139 204H138V205H139ZM146 204H145V205H146ZM152 204H153V203H152ZM152 204H151V206L154 205V204H153V205H152ZM157 204H158V203H157ZM159 204H160V203H159ZM169 204H171V203H169ZM237 204H238V203H237ZM9 205H10V204H9ZM33 205H34V204H33ZM33 205H32V206H33ZM35 205H37V203H36ZM74 205H75V204H74ZM76 205H78L77 202H76ZM92 205H95V204H92ZM141 205H140V206H141ZM160 205H161V204H160ZM162 205H163V204H162ZM167 205H168V204H167ZM172 205H173V204H172ZM174 205H175V204H174ZM176 205H178V204H176ZM235 205H236V204H235ZM248 205H249V204H248ZM248 205H247V206H248ZM263 205H264V204H263V202H262V206H263ZM24 206H27V205H24ZM55 206H56V205H55ZM57 206H58V205H57ZM57 206H56V207H57ZM63 206H65V205L63 204ZM100 206H101V209H102V208H107V205H106L105 207H104V206L102 207V205H100ZM100 206H99V207H100ZM140 206H139V207H140ZM155 206H156V205H155ZM231 206H232V205H231ZM231 206H230V208H231ZM245 206H246V203H245ZM249 206H250V205H249ZM252 206H253V205H252ZM252 206H251V207H252ZM3 207H4V206H3ZM14 207H15V206H14ZM14 207H13V208H14ZM33 207H34V206H33ZM37 207H38V205H37ZM61 207H62V206H61ZM76 207H77V206H76ZM94 207H95V206H93V208H94ZM97 207H98V206H97ZM144 207H145V206L143 205L142 208H144ZM157 207H158V206H157ZM160 207H161V208H164L165 205H164L163 207H162V206H160ZM228 207H229V206H228ZM0 208H2V207H0ZM4 208H7V207H4ZM38 208H39V207H38ZM57 208H58V207H57ZM62 208H63V207H62ZM62 208H61V209H62ZM64 208H65V207H64ZM66 208H67V207H66ZM66 208H65V209H66ZM74 208H75V207H74ZM88 208L90 209V207H88ZM91 208H92V207H91ZM137 208H138V207H137ZM140 208H141V207H140ZM145 208H146V207H145ZM147 208H148V207H147ZM225 208H226V207H225ZM225 208H224L223 210H225ZM242 208H243V207H242ZM245 208H246V207H245ZM245 208H244V209H245ZM258 208H259V207H258ZM263 208H264V207H263ZM9 209H10V208H9ZM27 209H29L28 206H27ZM42 209H43V207H42ZM58 209H59V208H58ZM61 209H60V210H61ZM65 209H62V210L64 211ZM71 209H72V207H71ZM71 209H70V212H71ZM96 209H97V208H96ZM96 209H94V210H96ZM150 209H151V208H150ZM150 209H149V210H150ZM154 209H155V208H154ZM176 209H177V207H176ZM231 209H232V208H231ZM240 209H241V206H240ZM1 210H2V209H1ZM66 210H67V209H66ZM68 210H69V209H68ZM80 210H81V209H80ZM83 210H84V209H83ZM83 210H82V211H83ZM105 210H106V209H105ZM147 210H148V209H147ZM147 210H146V211H147ZM170 210H173V209L171 208ZM170 210H169L168 212H170ZM235 210H236V209H235ZM248 210H249V209H248ZM3 211H4V210H3ZM44 211H45V210H44ZM46 211H47V210H46ZM55 211H56V209H55ZM55 211H54V212H55ZM57 211H58V210H57ZM82 211H81V212H82ZM87 211H88V210H87ZM92 211H93V210H91V212H92ZM96 211H97V213H95V217L97 216L98 212H99V215H98V216L100 217V211H99V209L96 210ZM221 211H222V210H221ZM231 211H232V210H231ZM242 211H244V210L242 209ZM242 211H241V212H242ZM254 211L257 212L256 210H254ZM259 211H260V209H259ZM261 211H262V210H261ZM0 212H1V211H0ZM11 212H12V211H11ZM13 212H15V211L13 210ZM13 212H12V213H13ZM50 212H51V211H50ZM54 212H51V213H54ZM70 212H69V213H70ZM74 212H75V211H74ZM74 212H73V213H74ZM76 212H77V211H76ZM76 212H75V214H76ZM78 212L81 214L80 211H78ZM83 212H85V211H83ZM88 212L90 213V211H88ZM88 212H86V213H88ZM106 212H107V210L105 211V213H106ZM151 212L154 214L153 211H150V213H151ZM156 212H157V211H156ZM166 212H167V211H166ZM213 212H214V211H213ZM227 212H228V211H227ZM239 212H240V211H239ZM249 212H250V211H249ZM2 213H3V212H2ZM12 213H11V214H12ZM48 213H49V212H48ZM79 213H78V214H79ZM93 213H94V211H93ZM93 213H92V214H93ZM152 213H151V214H152ZM160 213H162V212H159V214H160ZM206 213H207V212H206ZM206 213H205V214H206ZM208 213H210V212H208ZM222 213L224 214L223 211H222ZM228 213H229V212H228ZM235 213H237V211H236ZM244 213H245V212H244ZM257 213H259V212H257ZM260 213H261V212H260ZM262 213H263V212H262ZM262 213H261V215H262ZM8 214H9V213H8ZM11 214H10V216H11ZM32 214H33V213H32ZM45 214H46V213H45ZM71 214H72V213H71ZM90 214H91V213H90ZM101 214L103 215V212H102ZM164 214H165V213H164ZM164 214H163V215H164ZM233 214H234V212H231V216H233ZM239 214H240V213H239ZM239 214H236V215L239 216ZM242 214H243V213H241V215H242ZM3 215H4V213H3ZM51 215H53V214H51ZM144 215H145V214H144ZM144 215H143V218H144ZM165 215H166V214H165ZM208 215H209V214H208ZM211 215H212V214H211ZM227 215H228V214H227ZM241 215H240L239 217H241ZM246 215H247V214H246ZM246 215L244 216V218L246 217ZM252 215H253V213H252ZM4 216H5V215H4ZM8 216H9V215H8ZM8 216H7V217H8ZM10 216H9V217H10ZM15 216H16V214H15ZM49 216H50V215H49ZM53 216H54V215H53ZM53 216H51V217H53ZM85 216H86V215H85ZM87 216H88V215H87ZM87 216H86V218H89V217H87ZM98 216H97V218H99ZM103 216H104V215H103ZM203 216H204V215H203ZM219 216H220V214H219ZM222 216H223V215H222ZM224 216H225V215H224ZM263 216H264V214H263ZM13 217H14V216H13ZM42 217H43V216H42ZM81 217H82V216H81ZM91 217H92V216H91ZM164 217H165V216H164ZM164 217H163V218H164ZM201 217H202V216H201ZM209 217H210V215H209ZM215 217H216V216H215ZM248 217H249V216H248ZM250 217H251V214H250ZM250 217H249V219H250ZM252 217H253V216H252ZM255 217H256V216H255ZM260 217H261V216H260ZM10 218H12V217H10ZM78 218H79V217H78ZM83 218H84V217H83ZM86 218H85V220H86ZM140 218H141V217H140ZM160 218H161V217H160ZM203 218H204V217H203ZM205 218H206V217H205ZM219 218H220V217H219ZM219 218H215V220H216V219H219ZM244 218H243V219H244ZM246 218H247V217H246ZM3 219H5V217H3ZM42 219H43V218H42ZM48 219H49V218H48ZM75 219H77V218H75ZM81 219H82V218H81ZM89 219H90V218H89ZM92 219H93V218H92ZM100 219H101V218L96 219V221H98V220H100ZM103 219H104V218H103ZM149 219L151 220V218H149ZM149 219H147V220H149ZM209 219H210V218H209ZM233 219H236V218L233 217ZM237 219H239V218H237ZM237 219H236V220H237ZM241 219H242V218H241ZM254 219H255V218H253V221L255 222ZM260 219H261V218H260ZM5 220H6V219H5ZM10 220L13 221L12 219H10ZM45 220H46V218H45ZM85 220H83V221H85ZM110 220H111V219H110ZM142 220H143V219L141 218V221H142ZM213 220H214V218H213ZM220 220H221V218L219 219V221H220ZM239 220H240V219H239ZM258 220H259V219H258ZM11 221H6V223H7V222H11ZM47 221H48V220H46V222H47ZM66 221H67V220H66ZM68 221H69V219H68ZM70 221H71V220H70ZM70 221H69V222H70ZM75 221H76V220H75ZM75 221H73V222H75ZM113 221H114V220H113ZM198 221H200V220L198 219ZM216 221H217V220H216ZM216 221H215V222H216ZM223 221H224V219H223ZM225 221H226V220H225ZM243 221H244V220H243ZM248 221H249V220H248ZM253 221H252V222H253ZM262 221H263V220H262ZM37 222H38V221H37ZM37 222H36V223H37ZM76 222H78V220H77ZM89 222H90V221H89ZM93 222H94V221H93ZM100 222H101V221H100ZM100 222H99V223H100ZM156 222H157V221H156ZM221 222H222V221H221ZM234 222H235V221H234ZM238 222H240V221H238ZM65 223H66V222H65ZM67 223H68V222H67ZM87 223H88V222H87ZM90 223H91V222H90ZM90 223H89V224H90ZM99 223H97V224H99ZM111 223H115V222H111ZM196 223H197V222H196ZM196 223H195V224H196ZM204 223H205V222H204ZM209 223H210V224H213V223H211V220H210ZM209 223H208V225H209ZM245 223H247V220H246ZM257 223H258V222H257ZM262 223H263V222H262ZM59 224H63V223H59ZM70 224H71V223H70ZM79 224H80V223H79ZM104 224H105V223H103V226H104ZM142 224H143V222L140 224V227H141ZM149 224H150V223H149ZM189 224H190V222H189ZM200 224H201V222H200ZM227 224H228V223H227ZM259 224H260V222H259ZM12 225H13V224H12ZM55 225H56V224H54V227H55ZM95 225H96V224H95ZM99 225L102 226V222H101V224H99ZM109 225H110V224H109ZM111 225H112V224H111ZM208 225H207V226H208ZM216 225H217V224H216ZM221 225H222V223H221ZM223 225H224V224H223ZM223 225H222V226H223ZM229 225H232V226H231L232 228L234 227V224H232V223L229 224ZM244 225H245V224H243V228H244V229L247 228V226L244 227ZM252 225H253V224H252ZM252 225H250V226H251V228H253V229H254L255 227H257V226L252 227ZM14 226H15V225H14ZM32 226H33V225H32ZM65 226L67 227L68 225H65ZM87 226H89V225H87ZM87 226H86V227H87ZM97 226H98V225H97ZM97 226H96V227H97ZM193 226H194V224L192 225V228H193ZM195 226L198 227V224L195 225ZM199 226H200V225H199ZM209 226H210V225H209ZM209 226H208V227H209ZM212 226H213V225H212ZM219 226H220V225H219ZM224 226H225V225H224ZM236 226H237V225H236ZM236 226H235V229H236ZM240 226H241V225H240ZM260 226H262V225L260 224ZM33 227H34V226H33ZM54 227H53V228H54ZM68 227H69V226H68ZM76 227H77V226H76ZM76 227H75V229H76ZM96 227H95V229H96ZM106 227H107V226H106ZM106 227H104V229H105ZM110 227H111V226H110ZM143 227H144V226H143ZM147 227H149V225H147ZM154 227H156V226H154ZM204 227H206V226L203 225V228H204ZM214 227H215V225H214ZM217 227H218V226H217ZM227 227H228V225H227ZM229 227H230V226H229ZM229 227H228V229H229ZM238 227H239V226H238ZM238 227H237V230H239V228H240V227H239V228H238ZM73 228H74V227H73ZM77 228H79V227H77ZM84 228H85V227H84ZM84 228L82 229V230H84V231H81V230H79V231H81V232L84 233V232H85V229H84ZM101 228H102L101 230H103V227H101ZM111 228H112V227H111ZM115 228H116V226H115ZM115 228H114V229H115ZM195 228H196V227H195ZM200 228H201V227H200ZM210 228H211V227H210ZM225 228H226V227H225ZM248 228H249V224H248ZM258 228H259V227H258ZM30 229L32 230V227H31ZM51 229H52V228H51ZM87 229H88V228H87ZM97 229H99V227H98ZM97 229H96V230H97ZM142 229H143V228H142ZM153 229H154V228H153ZM158 229H159V228H158ZM205 229L207 230V228H205ZM215 229H216V228H215ZM222 229H224V228H222ZM55 230H56V229H55ZM60 230H61V228H60ZM101 230H100V231H101ZM105 230H106V229H105ZM112 230H113V228H112ZM115 230H116V229H115ZM150 230L153 231L152 228H151ZM186 230H187V229H186ZM188 230H189V228H188ZM190 230H191V229H190ZM190 230H189V231H190ZM195 230H196V229H195ZM195 230H194V231H195ZM197 230H198V229H197ZM203 230H204V229H203ZM203 230H202V231H203ZM216 230H217V229H216ZM218 230H220V227H218ZM231 230H232V229H231ZM242 230H243V229H242ZM242 230H241V231H242ZM258 230H259V229H258ZM53 231H54V230H53ZM86 231L89 232L88 230H86ZM92 231H93V230H92ZM103 231H104V230H103ZM106 231H107V230H106ZM117 231H118V230H117ZM146 231H147V230H146ZM146 231H144V234L146 233ZM155 231H156V230H154L153 232H155ZM183 231H184V230H183ZM183 231H181V232L183 233ZM189 231H188V232H189ZM192 231H193V230H192ZM211 231H212V230H211ZM233 231H234V230H233ZM235 231H236V230H235ZM259 231H260V230H259ZM51 232H52V231H51ZM58 232H59V231H58ZM61 232H63V231H61ZM98 232H99V231H98ZM148 232H149V230H148ZM156 232H157V231H156ZM156 232H155V234H157V235L160 234L159 232H158L159 234L156 233ZM188 232H187V233H188ZM190 232H191V231H190ZM190 232H189V233H190ZM195 232H196V231H195ZM209 232H210V231H209ZM215 232H216V231H215ZM219 232H220V231H219ZM227 232H228V231H227ZM54 233H55V232H54ZM79 233H80V232H79ZM83 233H82V234H83ZM92 233H93V232H92ZM105 233H106V232L104 231V234H105ZM112 233H114V232H112ZM210 233H211V232H210ZM225 233H226V232H224L223 234H225ZM229 233H230V231H229ZM232 233H233V232H232ZM234 233H235V232H234ZM256 233H257V232H256ZM33 234H34V233H33ZM56 234H57V233H56ZM62 234H63V233H62ZM85 234H86V232H85ZM89 234H91V232H89ZM89 234H87V235H89ZM146 234H147V233H146ZM148 234H149V233H148ZM162 234H161V235H162ZM180 234H181V233H180ZM192 234H193V233H192ZM195 234H196V233H195ZM206 234H207V233L205 232V235H206ZM235 234H236V233H235ZM240 234H241V233H240ZM257 234H258V233H257ZM261 234H262V233H261ZM20 235H21V234H20ZM53 235L55 236V234H53ZM111 235H112V234H111ZM171 235H172V236H171ZM189 235H190V234H189ZM211 235H212V234H211ZM216 235H217V234H216ZM236 235H237V237H236L235 239H237V238L239 237L238 234H236ZM243 235H244V234H243ZM59 236H60V235H59ZM69 236H70V235H68V237H69ZM83 236H84V234H83ZM102 236H103V233H102ZM144 236H145V235H144ZM154 236L156 237V235H153V237H154ZM159 236H160V235H159ZM159 236H158V237H159ZM163 236H165V235L163 234ZM183 236H186V234L184 233ZM191 236H192V235H191ZM202 236H203V235H202ZM220 236H221V235H220ZM227 236H228V235H227ZM260 236H261V235H260ZM51 237H52V236H51ZM70 237H71V236H70ZM85 237H86V235H85ZM85 237H84V239H85ZM151 237H152V236H150L149 238H151ZM153 237H152V238H153ZM173 237H174V236H173ZM177 237H178V236H176V238H177ZM179 237H180V236H179ZM186 237H187V236H186ZM192 237H194V236H192ZM199 237H200V236H199ZM199 237H198V238H199ZM211 237H213V236H211ZM216 237H217V236H216ZM216 237H215V238H216ZM231 237H232V236H231ZM234 237H235V235H234ZM234 237H233V238H234ZM240 237H241V235H240ZM240 237H239V239H240ZM44 238L46 239V238H48V237H44ZM66 238H67V237H66ZM82 238H83V237H82ZM113 238H114V237H113ZM115 238H116V237H115ZM149 238H148V239H149ZM152 238H151V239H152ZM161 238H162V237H161ZM161 238H160V239H161ZM176 238H174V239H176ZM183 238H184V237H183ZM190 238H191V237H190ZM220 238H221V237H220ZM261 238H262V237H261ZM30 239L34 240V238H30ZM69 239H70V238H69ZM160 239H159V241H161ZM180 239H182V237H181V238H178V239H176V240H174L175 243H174V241H173V244H171V245L169 244L171 241H169V242H167V241L164 242V243H166V244H165V247H166V248H167V247H168V248L172 247L174 244H176L178 241H180ZM184 239H185V238H184ZM191 239H192V238H191ZM191 239H190V240H191ZM211 239H214V238H211ZM241 239H242V238H241ZM9 240H10V239H9ZM49 240H50V237H49ZM49 240H48V242H50ZM59 240H60V239H59ZM77 240H79V239H77ZM87 240H88V239H87ZM164 240H165V239H164ZM166 240H167V238H166ZM193 240H194V239H193ZM206 240H207V238H206ZM209 240H210V238H209ZM214 240L217 241L218 239H214ZM245 240H246V238H245ZM258 240H260V239H258ZM258 240H257V241H258ZM11 241H12V240H11ZM37 241H38V240H37ZM43 241H44V240H43ZM43 241H42V242H43ZM60 241H61V240H60ZM67 241H68V240L66 239L65 243H66ZM146 241H147V240H146ZM146 241H145V243H147ZM199 241H200V240H199ZM201 241H202V240H201ZM210 241H211V240H210ZM228 241H230V240H228ZM228 241H227V242H228ZM232 241H234V240L232 239ZM239 241H240V240H239ZM28 242H29V241H28ZM44 242H45V241H44ZM48 242H47V243H48ZM55 242H56V241H55ZM68 242H69V241H68ZM68 242H67V244H68ZM139 242H140V241H139ZM141 242H142V240H141ZM150 242H151V241H150ZM185 242H186V240H185ZM188 242H190V241H188ZM188 242L186 243L187 245H188ZM191 242H192V241H191ZM211 242H212V241H211ZM241 242H242V240H241ZM26 243H27V242H26ZM45 243H46V242H45ZM47 243H46V244H47ZM51 243H52V242H51ZM56 243H57V242H56ZM58 243H59V242H58ZM72 243H73V242H72ZM86 243H87V241H86ZM152 243H153V242H152ZM183 243H184V241H183ZM183 243L181 244V247H182V248H183V246H182ZM197 243H199V242H197ZM209 243H210V242H205L206 245L209 244ZM214 243H215V242L213 241V244H214ZM254 243H255V242H253V244H254ZM8 244H9V241H8ZM8 244H7V245H8ZM11 244H12V246H14L13 243L10 242V246H11ZM14 244H15V246H16V243H14ZM24 244H25V243H24ZM30 244H31V243H30ZM37 244H38V243H37ZM81 244H82V241H81ZM147 244H148V243H147ZM155 244H157V243H155ZM155 244H154V245H155ZM158 244H159V245H160V244L162 245V243H160V242H159ZM158 244H157V245H158ZM192 244H193V243H192ZM201 244H203V242H202V243L200 242V244H198V245H201ZM211 244H212V243H211ZM211 244H210V245H211ZM232 244H234V243H232ZM232 244L230 243L229 246H231ZM239 244H240V243H239ZM246 244H247V243H246ZM255 244H256V243H255ZM7 245H6V246H7ZM27 245H28V243H27ZM47 245H49V243H48ZM54 245H55V244H54ZM59 245H60V244H59ZM83 245H84V244H83ZM83 245H82V246H83ZM150 245H151V243H150ZM154 245H153V246H154ZM159 245H158L159 248H160V247L163 248L162 246H159ZM163 245H164V244H163ZM177 245H178V244H177ZM243 245H245V244H243ZM258 245H259V244H257V246H258ZM10 246H9V247H10ZM25 246H26V245H25ZM29 246H30V245H29ZM32 246H33V245H32ZM32 246H31V247H32ZM66 246H67V245H66ZM148 246H149V245H148ZM175 246H176V245H175ZM185 246H186V245H185ZM188 246H190V245H188ZM193 246H195V245H193ZM196 246H197V245H196ZM229 246H228V247H229ZM232 246H233V245H232ZM235 246H237V244H236ZM248 246H249V245H248ZM248 246H247V247H248ZM17 247H18V246H17ZM23 247H24V246H23ZM60 247H61V246H60ZM146 247H147V246H146ZM158 247H157V249H159ZM165 247H164V248H165ZM176 247H177V246H176ZM176 247L173 246L174 250H175ZM181 247H180V248H181ZM186 247H187V246H186ZM186 247H185V248H186ZM220 247H221L222 251H228V250H227V249H228V248H227V243H224V244L221 245ZM220 247H219V248H220ZM233 247H234V246H233ZM242 247H243V246H242ZM252 247H254V246H252ZM258 247H259V246H258ZM18 248H20V247H18ZM25 248H26V247H25ZM34 248H35V245H34ZM49 248H50V247H49ZM96 248H97V247H96ZM151 248H152V246H151ZM168 248H167V249H168ZM173 248H172V250H173ZM182 248H181V249H182ZM189 248H192V246L189 247ZM229 248H230V247H229ZM231 248H232V247H231ZM231 248H230V249H231ZM239 248H240V247H239ZM243 248H244V247H243ZM250 248H251V247H250ZM255 248H256V247H255ZM29 249H30V248H29ZM29 249H28V250H29ZM54 249H55V248H54ZM60 249H61V248H60ZM62 249H63V248H62ZM138 249H139V248H138ZM141 249H145V248L143 247V248H141ZM149 249H150V246H149ZM149 249H148V250H149ZM153 249H154V247H153ZM176 249H177V248H176ZM192 249H193V248H192ZM203 249H207V247H206V248H203ZM203 249H202V250H203ZM10 250L12 251V249H10ZM22 250H23V249H22ZM43 250H44V247H43ZM52 250H53V249H52ZM64 250H65V247H64ZM64 250H63V251H64ZM131 250H132V249H131ZM133 250H134V249H133ZM133 250H132V251H133ZM160 250H161V249H160ZM169 250H170V249H169ZM169 250H166V251H169ZM198 250H199V249H198ZM202 250H201V251H202ZM217 250H218V248H217ZM231 250H232V249H231ZM254 250H255V249H254ZM4 251H7V250H4ZM26 251H27V250H26ZM26 251H24V252H26ZM38 251H39V250H38ZM41 251H42V249H41ZM55 251H56V250H55ZM95 251H96V250H95ZM135 251H136V250H135ZM150 251H152V250H150ZM150 251H149V254H152ZM187 251L189 252V249H188ZM190 251H191V250H190ZM201 251L199 252V254L197 253L198 256L200 255ZM219 251H221V250H219ZM250 251H251V250H250ZM0 252H2V250H1ZM12 252H13V251H12ZM21 252H23V251H21ZM32 252H33V251H32ZM45 252H46V251H45ZM49 252H51V251H49ZM128 252H129V254H130V251H128ZM145 252H148V251H145ZM152 252H153V253L155 252V254H156L157 250H155V251L153 250ZM160 252H161V251H160ZM205 252H207V251H205ZM216 252H217V251H216ZM230 252H231V251H230ZM255 252H256V251H254L253 253H255ZM3 253H4V252H3ZM3 253H2V256H3ZM115 253H116V252H115ZM137 253H138V250H137ZM178 253H180V252H178ZM181 253H182V252H181ZM189 253H190V252H189ZM207 253H208V252H207ZM211 253H212V252H211ZM217 253H220V252H217ZM221 253H222V252H221ZM223 253H224V252H223ZM12 254H13V253H12ZM18 254H19V252H18ZM45 254H46V253H45ZM113 254H114V253H113ZM120 254H122V253H120ZM127 254H128V253H127ZM131 254H133V253H131ZM141 254H142V253H141ZM157 254H158V253H157ZM161 254H162V253H161ZM164 254H165V252H164ZM166 254H167V253H166ZM169 254H170V253H169ZM209 254H210V252H209ZM214 254H215V253H214ZM226 254H228V253H226ZM16 255H17V254H16ZM125 255H126V252H125ZM162 255H163V254H162ZM177 255H178V254L176 253V255L174 256V259H175V260H176V258H178ZM184 255H185V254H184ZM189 255H190V254H189ZM201 255H204V254L202 253ZM218 255H219V254H218ZM2 256H1V257H2ZM13 256H14V255H13ZM33 256H34V255H33ZM47 256H48V255H47ZM56 256H57V255H56ZM100 256H101V255H100ZM119 256H120V255H119ZM130 256H132V255H130ZM130 256H128V257H130ZM140 256H141V255H140ZM160 256H161V255H160ZM168 256H169V255H168ZM171 256H172V255H171ZM206 256H207V255H206ZM211 256H212V255H211ZM213 256H214V255H213ZM225 256H226V255H225ZM60 257H61V256H60ZM106 257H107V256H106ZM116 257H117V256H116ZM149 257H150V255H149ZM151 257H152V256H151ZM161 257H162V256H161ZM161 257H159V258H161ZM169 257H170V256H169ZM179 257H180V256H179ZM189 257H190V256H189ZM2 258H3V257H2ZM25 258H28V257H25ZM98 258H99V257H98ZM98 258H97V259H98ZM118 258H119V257H118ZM122 258H123V257H122ZM125 258H126V257H124V259H125ZM153 258H154V259L156 258V260H157V257H153ZM194 258H195V257H194ZM194 258H193V259H194ZM207 258H208V256H207ZM209 258H210V257H209ZM213 258H214V257H213ZM223 258H224V255H223ZM55 259H56V257H55ZM58 259H59V258H58ZM101 259H102V257H101ZM126 259H128V258H126ZM137 259H138V257H137ZM148 259H149V258H148ZM151 259H152V258H150V260H151ZM154 259H152V260H154ZM162 259H163V258H162ZM191 259H192V258H191ZM191 259H190V261H191ZM202 259H203V258H202ZM204 259H206V257H205ZM15 260H16V259H15ZM28 260H29V259H28ZM28 260H27V262H28ZM60 260H61V259H60ZM93 260H94V259H93ZM95 260H96V258H95ZM99 260H100V259H99ZM117 260H118V259H117ZM132 260H133V259H132ZM141 260H142V259H141ZM141 260H140V264H141V262H142ZM168 260H169V259H168ZM187 260H188V259H187ZM195 260H197V259L195 258ZM7 261H8V260H6V262H7ZM23 261L25 262L26 260H23ZM58 261H59V260H58ZM96 261H98V260H96ZM119 261H120V260H119ZM122 261H123V260H122ZM144 261H145V260H144ZM144 261H143V262H144ZM146 261H148V260H146ZM163 261H165V260H163ZM197 261H198V260H197ZM199 261H200V260H199ZM116 262H117V261H116ZM120 262H121V261H120ZM126 262H128V261H123L122 264H124V263H126ZM134 262H136V261H134ZM150 262H151V261H150ZM150 262H149V264H150ZM165 262H166V261H165ZM167 262H168V261H167ZM0 263H1V261H0ZM19 263H20V262H19ZM93 263H94V262H93ZM118 263H119V262H117V264H118ZM136 263H137V262H136ZM154 263H157V261L153 262V264H154ZM160 263H162V262L159 261L158 264H160ZM188 263H191V262H188ZM193 263H194V261H193ZM193 263H192V264H193ZM27 264H28V263H27ZM70 264H71V263H70ZM72 264H73V263H72ZM90 264H91V263H90ZM96 264H97V262H96ZM113 264H114V263H113ZM126 264H128V263H126ZM129 264H130V263H129ZM131 264H133V263H131ZM146 264H148V263H146ZM165 264H166V263H165ZM176 264H177V263H176Z\"/></svg>",
	"mask_w": 264,
	"mask_h": 264
}]
</instances>
